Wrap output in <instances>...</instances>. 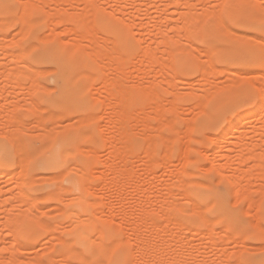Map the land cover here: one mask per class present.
<instances>
[{"label": "rangeland", "instance_id": "374dc122", "mask_svg": "<svg viewBox=\"0 0 264 264\" xmlns=\"http://www.w3.org/2000/svg\"><path fill=\"white\" fill-rule=\"evenodd\" d=\"M32 1L31 0H9V2H10L9 6L6 7V6L0 5V48H1L0 49V145L5 146V148L7 149V154H5L3 157H2V154H0V173L2 172L5 174V175H3L1 173L2 176L0 174V177H1L0 178V189H1L0 190V198H1L0 199V204H1L0 205V247L3 246L1 248V249H3L6 246L3 250L4 254H2V252H1L2 250L0 249V254H2V256L0 255L1 256L0 261L2 260L0 262V264H40V263L41 264H53V263L54 264H101V262H97L96 260L93 263H91L90 261L79 257L73 251L71 244L70 243L66 244V243H68L67 239H68V235H69V232L71 229V226H70L71 222H70L69 218L65 215V213H66L67 208L70 205L68 195H71V194H70V192H68L64 188H61V187L58 188L57 185L59 183H60V185H61V183L65 184L64 178L66 176H69V174L71 176H77L81 182L83 181L85 183V181L83 179H85L87 181L85 185H86V187H88V189H86L87 192H85V195L87 197V200H90V201H88L89 211L91 210L89 213L90 214L94 213V214H91V217H94L93 219L96 220V223H97L96 228L107 227L111 230V234L109 236L110 238L105 239L106 243H108V242L111 243V241L114 242L113 240L117 239L116 242H114L115 243L114 246H116L124 254V258L122 260L123 263H121V264H125V263L126 264H128V263L129 264H148V263L153 264L154 260H151V259L154 256H151L153 251L150 248H153V246L158 245L159 242L157 243V241L160 240L159 238H161V235H162L161 233H163L165 238L163 236L162 237L164 239H166V236H167V239L170 238V236H171V233H169L170 227L173 226V228H171L170 232H172L173 230L176 231V229H177L176 225L174 226V223H172L171 221L169 223V220H168V222H166V219L164 218L167 216V215H165V216L163 215L168 210V208H165V206L167 204L164 205L163 207H161V205H163L161 203L163 202L164 197H167L168 193L170 192L169 189L173 192H174V190L175 191L177 190L175 193L183 191V192H180V194L184 193V196L182 195L183 197H185L186 195H187V197L190 196L189 197L190 199H188L186 197V199H187V201H186V199H184L183 197L181 198L180 194L177 195L178 193L174 194L172 192L174 195H176L175 200H173V197H174V196H172L173 194H171L172 198H170L171 196L169 194V198L167 197V199L169 201L173 200V201L177 202V206H178V203L180 201H182V203H183L182 207H181V205H179L180 207H176V209H175L174 206H173V208L170 206L173 211H174V209H175V211L178 210V211L174 212L175 216L176 217L178 216L177 221L178 222L182 221L181 222L182 224L186 223L185 226L189 227V229L191 228L192 230L193 229L197 230V231L194 230L195 232L193 231L190 233V231L188 230L187 227H186L187 229H184L185 226L183 224L184 227L182 229H184V230L180 231L182 233H180L179 230L177 231L180 234V235L178 234L179 235V242L176 243V242H173L172 240L168 241V244H171L168 246H171L173 248V250L170 249L171 247L169 248L167 246V248L172 250V252L175 250L176 252L174 251L175 253L173 252V255H176V257L179 255L177 257L178 259L176 258L177 260H175L176 263H179L177 261L180 259L182 260V258H184V257L185 258L186 257H188V258L193 257V259H195V261H196L195 264L196 263L198 264V262L201 263L202 260H203L202 261L203 264H204V262H205V264H208V263L209 264H217V263L218 264H223V263L226 264L227 262L229 264H264V158L259 159L256 156V155L260 154L259 156L261 158L264 157V155H262L264 153V151H263L264 150V142H263L264 141V120L262 122H259L256 124L257 121L255 120V116L250 114L249 117L246 120H244L236 128V131H235L236 134L242 130V132L245 134V136H248L247 137L248 140L250 138L251 139L253 138V139H258V140H256L258 143L262 142L261 145L258 146V147L262 146L260 148V150L263 149L262 151H260L261 153L258 151L259 149H256L257 150L256 152H258L256 154L255 146H253V148H252L254 150H250V147H252V145L249 146V148H248L249 151L246 149L248 155H249V152L253 153V154L250 153L252 156L250 155V157H248V159L250 158L249 160L246 159V160L240 161L239 159H241V158H239V156H238V158H239L238 159L239 162H238V160L236 158L237 156L235 157V155H236L235 151L238 152L239 149L238 148H235L238 150L231 149L232 145H229L227 147H231L230 150L234 151V152L230 153L231 151L228 150L229 151L228 152L226 149H223V147L225 148V146L227 145L223 140L222 141L224 142L225 146L223 145L221 140L216 142V139H215L217 137L219 138L220 136H222V137L225 136L224 139L226 141H228L230 139L229 134L223 135L222 132H223V129L226 127V125L229 123V121H233L235 119L237 112L240 109H242L240 106V103H238V101H237L238 98H240V94H242V91L243 92L245 91L246 93H248V95H250V97H251L250 104H254L258 98L259 91H260L259 87L257 88L255 86H260L261 85L260 81L264 80V79L261 80L262 75L264 73L263 63L260 61L258 62L251 55H249L250 51L259 52V54L261 55V58H264V55H263L264 54V51H263L264 50V45H263L264 44V14L261 13L259 8H256L255 10H252L250 8L248 10V7L245 10L243 9L246 6L245 4L249 5V4L255 3L258 5L260 3V0H250V1L249 0H224L223 2L220 0H216V1L215 0H209V1L208 0H188V1L186 0L185 1L186 3L191 2L192 5H195V6H190L194 10V12L192 9H191L192 12H191V10L189 11V9H187V11L189 13L190 12L193 13V14L190 13L191 14L190 16H189V13H187V15L189 16V17L186 16L187 18L185 17V15H186L185 9L187 6H188L187 8H189L190 3L189 4L187 3V6H185V9L184 8L181 9L182 13H180V12L177 13V11H179L181 8L180 3H178V2L181 1V3H182L183 0H176V2L178 1L177 4H179L177 6V8L180 7L178 9H175L176 8L175 6L177 4L175 5L176 2L174 0H172V1H174V3L172 2L173 4L170 3V5L168 4L167 7H165L166 9L162 8V7H160V8L158 7V4H160L161 2H164V0L163 1H161V0H139L138 2H137V0L136 1L135 0H132V1L128 0L129 2L126 0H124V1L123 0H121V1L116 0L115 2H113L111 0H102V2L105 1L104 3H102L100 0L101 3H98V5L100 7L96 6L95 10L93 12L88 10V9H90V8H88V6H89L88 3H90V2H87V4H85V2L88 0H85V2H84L85 5L82 4L83 7H86V11L81 6V2H79V0H77L78 3L76 2V0H74L78 5H76V3L73 2V0H70V1L69 0H62V2H60L61 0H57V2H56V0H41V1L40 0H32ZM36 1H38V2H36ZM46 1H47V3H46ZM64 1H65V3H64ZM81 1L83 3L84 0H81ZM144 1H146L147 3ZM91 2H93V1H91ZM97 2H95L96 5H97ZM116 2H117V6H116ZM124 2L127 3L125 7H124V5H125ZM149 2H150V4H149ZM217 2H218V4H217ZM44 3H45V5H44ZM107 3L109 6L107 5ZM111 3H112V7H111ZM140 3L142 5L144 3V5L142 6ZM155 3H157V5ZM233 3L238 8H236ZM236 3L238 4V6ZM239 3H241V5ZM29 4H31V5H29ZM53 4H55V5H53ZM63 4H65V5H63ZM121 4H123V5H121ZM129 4H130V6H129ZM148 4H149V7L146 6ZM182 4H181V6L183 7L184 4L183 5ZM215 4H217V6L219 5L218 6L219 9L215 8V7H217V6H214ZM21 5H23L24 7ZM28 5L30 8H28ZM57 5H59V6H57ZM86 5H88V6H86ZM206 5H208L207 9L210 8L212 13L217 11V10H220L219 11L220 13L218 11L217 12L220 14L221 17L219 16V14L217 12L214 13L215 15L209 14V12L211 13V11L206 10V8H205ZM227 5L229 7L234 5L235 10L231 11L232 8L230 7L231 8V10H230V8H228ZM239 5L242 7V9H241V7H239ZM43 6L45 8H42ZM74 6H75V8H78V9L73 8ZM101 6H102V9H101ZM144 6H146L147 8H145ZM220 6H222V7L220 8ZM62 7H63V9H62ZM142 7H143V9H141ZM200 7H201V9H200ZM225 7L228 8V10H227L228 12L226 10H223V8L226 9ZM60 8L62 9V12H61ZM103 8H104V10H103ZM202 8H203V10H202ZM213 8H214V11H213ZM24 9L29 10V12L26 10L27 13H29L28 14L29 17L26 16L27 18L32 19L31 21H33V18H35V21L32 23V25H31V21L29 24V27L31 25V27L33 26L35 29L33 27L32 28L28 27V28L24 29V26L26 27V25H23L24 23L22 24L23 26L20 25V23H22L23 20L18 19L17 17H20L22 12H24V13H22V15L23 14L26 15L25 11L21 12V10H24ZM48 9H50V12H46V11H49ZM96 9L97 10L99 9V10L97 11ZM122 9H126V10H122ZM183 9L185 10L184 12H183ZM199 9L201 10V15L203 17H201V15L199 13L200 12ZM236 9L239 10V11H237L239 14L237 12H235ZM44 10H46V11H44ZM53 10H55V11L53 12ZM65 10H67V11H65ZM79 10L81 12L85 11L89 15H87L86 13H85L86 14L85 15V14H83L84 13L83 12L82 13L83 17H82ZM119 10H121V11H119ZM127 10H129V11H127ZM198 10H199V12H198ZM229 10L232 12V14L235 12L237 15L234 14V18H232L233 15L231 14V12H229ZM243 10L246 12H244ZM56 11L58 12V14L56 13ZM72 11L79 12L78 15H77V13H74V14L76 16H80V17L74 16V14L71 13ZM95 11H97L98 13L100 12L99 15H101V17H105L109 20H112L118 26L122 27L125 30V32L127 33V36L132 41L134 48L124 49L123 46L120 47V42H117L116 39H115L116 41H113L114 40L113 36L107 32L105 33V30H103L101 27H99L100 25L98 26V24L95 23V22H98V19H99L98 18L99 15H97V12L95 13ZM122 11H124V12L121 13ZM126 11L128 12L127 14H130V15L127 16V14L125 13ZM195 11L199 15H197V13ZM223 11L225 12L224 14L222 13ZM241 11L245 14H242ZM66 12L68 13V15L67 14L65 15ZM110 12H112L113 14L115 13V15H112V13L110 14ZM175 12L177 14H174ZM206 12H208V13H206ZM61 13L64 15L62 17V20H64L63 19L64 17L66 18L65 20H67V18H68V21L64 20L65 23L61 20L62 24L58 23L60 21V19H59V21H57V20H55L56 18L53 19L51 17V16L57 17V15L62 16ZM124 13L127 16V18H126L127 20H125L126 23L123 22L124 21L123 20ZM179 13H180V15H183L184 18L186 19L184 21L187 22L188 27L185 26L186 22H184L185 27H183V21H180V20H183L184 18L180 19ZM229 13H230V16H228ZM119 14H121V16H119ZM207 14L209 16H207ZM216 14L218 16H216ZM73 16L76 18L75 20L72 19ZM116 16H117V18H120V20L116 19ZM191 16L192 17L195 16L194 18H197L195 20V22L200 18L198 21L203 22V24L201 22H199V25H198V23L196 22L198 25V27H197L196 24H193L194 22L193 23L190 22V21L194 20V18L192 19ZM91 17H92V20H91ZM109 17H111V19ZM163 17L164 18L166 17L169 20L164 19L162 21L161 19H163ZM204 17H206V18H204ZM14 18H15V20H13ZM95 18H96V21H95ZM149 18H153L156 20H153V19L149 20ZM170 18H171V20H170ZM189 18H191L192 20L190 19V21H189ZM121 19H122V21H121ZM19 20L20 21L22 20V21L19 23ZM24 20H25V17H24ZM52 20H55L56 22L52 21ZM209 20H210V22L208 24ZM212 20L214 23L212 22ZM26 21L29 22L27 19H26ZM69 21H71V23ZM73 21H75V22L79 21L78 22L79 25H81L80 24L81 21H82V23H85L86 25H90V26H92L94 24L92 27H94V28L97 27L95 29L96 32L90 26H89L90 28L87 26L90 30H93V32L90 31L91 34L88 31L89 32L88 34L90 36L95 35L94 37L99 42L94 40V43L97 42L96 44H94V43H92L93 38L90 39L91 37L90 38L85 37V36L89 37V35H87L85 33V32H87L85 29L86 27H83L85 24L81 25V27H80L77 23L75 24V22H74V24H72ZM89 21H90V23H89ZM176 21H179V22H176ZM188 21L191 24L188 23ZM211 22L213 23L212 25H214L215 27L217 25L218 28H215L214 26H210ZM217 22H219V23H217ZM128 23H129V25H128ZM150 23H152V25H150ZM159 23H161L163 29H164V27L166 28V29H164L165 31L163 32V34L165 35L164 38L167 36L168 37L165 38V40H168L171 38L170 41L163 40L164 42L163 41L162 42L164 43V45H163V43H162V45H161V43L158 44V42L160 40V38L158 40L159 36H156L157 38L154 37V35H156L155 32H157V25ZM25 24H26V22H25ZM56 24H57V26H55ZM70 24L74 25L75 27L70 26ZM95 24H97V25H95ZM58 25H59V27H58ZM77 25L79 28H76ZM164 25H166V26H164ZM223 25H226L228 28L226 26H223ZM52 26H55V28ZM169 26H170L171 31H170V29H168ZM195 26L197 28H199V30H201V31H199L196 28V32H195L194 31ZM219 26H221V27H219ZM10 27H11V29H10ZM189 27H191V28H189ZM66 28L68 31L66 30ZM72 28H74L75 31H73ZM81 28L84 31L81 32ZM141 28L144 30V32ZM185 28H186V32L188 34L185 32ZM206 28H207V31H206ZM211 28L213 30L212 33H211ZM222 28H225V31ZM30 29H31V31H30ZM63 29H65L66 31ZM173 29L175 31H173ZM179 29H180V34H177V33H179ZM61 30L63 31V33ZM177 30H178V32H176ZM222 30L224 33H222ZM250 30H251V32H250ZM49 31H52L51 34L49 33ZM56 31H61L60 32L61 34L59 32H58L59 34L56 33ZM227 31H230V32H227ZM31 32H32V34H31ZM213 32H214V35H213ZM77 33H78V35H77ZM84 33L86 35H84ZM219 33H221V35H217ZM229 33H230V35H229ZM244 33L246 35H244ZM82 34L84 35V37L86 39L83 37ZM241 34H243L244 37ZM35 35H38V38L40 40H42L41 41L42 46L40 45V43H39L40 40L37 39V36H36V39L38 40V43H37V41H34L35 38H33V36L35 37ZM45 37H47V38L50 37V38L47 40V38H45ZM74 37L75 38L77 37V40L74 39ZM224 37H225V39H224ZM43 38L46 40L43 41ZM79 38H80V40H79ZM109 38H112V39H109ZM152 38L155 41L156 40H158V41L155 43V41ZM172 38H174V39L172 40ZM253 38H256V40ZM72 39H74V41ZM104 39H105V41H104ZM106 39H108L107 42H106ZM139 39H141V40H139ZM175 39H177V40H175ZM243 39H245V40H243ZM248 39H250V40H248ZM59 40H62L65 42H60ZM90 40H92V41L90 42ZM71 41L73 43H71ZM79 41H80V44H79ZM231 41H233V42H231ZM35 42L38 44L37 47L35 46V44H36ZM45 42L47 44H45ZM74 42H75V44H74ZM169 42H171V44H169ZM179 42H180V44H179ZM54 44L55 45L57 44L56 47H58L61 50H65V52L68 53V57L65 58V64H69V62H72V63L76 62L74 60H78V61H82V62L87 61V60H90V61L92 60V62L95 61L93 63L91 62V64L96 65V66L92 65V67H94V69L92 68L93 70L92 69L87 70L85 68L82 69V67L80 65V69L78 68V74H76L75 80H74L76 85L78 84L81 86V89L83 91V95H85V97H87V100L89 102V107H87V109H85L84 111H82V110L77 111L76 109H74L72 107H69V106H66V105H63V104H60V103H57L54 101L57 99V91H56V87H55V81L52 78V76L56 72V67L52 63H47V62L36 60V56L40 52H42L45 49H48L49 46H50V48H51V46L55 47ZM81 44L82 45L84 44V45L82 46ZM88 44H90V46H88ZM105 44H107V46ZM147 44H149V45H147ZM109 45H112L111 48H113V49H110ZM178 45H180V47L176 48V47H178ZM167 47H169V48H167ZM144 48H147L146 50H148V49L151 50V51H148V52H150V54L152 53L151 57H149V60H148V57H143L144 55L146 56V53H144L143 56L140 55V53L142 51L143 52L146 51V50H142ZM111 50L113 52L109 56L108 53L111 52ZM5 51L8 53L5 54L6 53ZM76 51L78 52V55H76V53H77ZM85 51L87 52V54ZM160 51H162V52H160ZM13 52H16L15 55H17V54L19 55L20 52H22V54H24V55H22L20 53L21 55L19 57H17L18 55L16 56L18 58L17 59V58H15V55L10 56V53L13 54ZM153 52H154V54H153ZM156 52H157V54H156ZM180 52H182V53H180ZM90 53L91 54L93 53V54L91 55ZM97 54L100 56L99 57L100 59H97V60H94L93 58L88 59L91 56L93 57V55H95L97 58ZM150 54H147V55L149 56ZM183 54L185 56H183ZM84 55H87V58H84ZM95 56H94V58H95ZM111 56H115V57L121 56L122 59L120 58V60H119L121 63L117 64V63L111 61L110 59L113 58ZM116 58L119 59V57H116ZM150 58L152 59V61L150 60ZM145 59H146V61H143ZM114 61H116V60H114ZM139 61H141V62H139ZM147 61H149V63ZM154 62H155V64H154ZM142 63H143V65H142ZM84 64H85V62H84ZM199 65L201 66L202 70L203 69H205V71L207 70L206 72L203 70L202 73L204 72V74L201 73L202 75L200 74L201 68ZM118 67H120V68H118ZM44 68H46V69H44ZM49 69H51V70H49ZM117 70L118 71L122 70L123 72L121 71V73L119 74L117 72ZM163 70H164V72H162ZM101 73H102V75H101ZM122 73H124V75ZM205 73H208V74L205 76ZM98 74L100 75V77ZM117 74H119L120 76L123 75L120 78L121 79L120 86L122 84L123 85L127 84L130 86L129 90L131 91L130 92L131 94L130 93L129 94H130L131 98L128 99V101H127L128 97L125 98L126 102H129V100H130V102H129L130 105L129 104L127 105L128 109L130 110V108H131V111L132 110L135 111V112L132 111V112H134L133 114L130 111V117H132V116L138 117V115L140 114V113H138V111H139V109L141 110V108L143 107L144 111L143 110L142 111L147 112V113L143 114L141 111V113L143 115L141 114L139 116H143V118L140 119V121L141 120L143 121V119H144L145 122L148 121L149 124H151V126H152L151 130L148 129L149 127H147L148 130L146 131V129H145L146 126L144 127V125L148 122L144 123V125H143V122H141L142 124H138V123H140V121H138L139 118L134 119L132 117L133 120H130L131 118L129 119L130 124H128V125L130 127L129 126L128 127L130 128L129 129L130 134L132 133L131 138L133 137L132 139L134 141L129 142L130 144H128V145H132L131 148H132L133 152H132V154H129V156H127V158H128L127 160L129 162L125 163V167L123 166L124 164H123L122 160L117 161L119 158L115 157L116 159H114L111 157V156H113V157L115 156L114 153L118 154L117 150L115 151V149L120 145V142L118 140V134H117L118 130H116V129H118V128H116L118 126L114 125V123L112 122L113 119L111 120V118L114 117L113 115L115 114V112L117 110V106H119V105H117L116 102H117V99H119L117 97L120 96L119 95L120 93L117 94V91L115 89L116 87L114 86V84L110 85V82H113L111 79H113L114 76H115V78H117V76H119ZM175 76H177V77H175ZM102 79L107 80V82L109 84L107 86H104L105 84H104V81ZM233 79H235L233 81L235 83L237 82V80L240 82V83H238L239 85H241V87L238 86L239 88H241L240 90L238 89V87L235 88L236 84H235V86H233L234 85L233 83H232L233 85L231 84V82H232L231 80H233ZM239 79H242V80H239ZM115 80H117V79H115ZM116 82H119V81H116ZM221 84H223V85H221ZM224 84L226 86L225 88H224ZM228 84L229 85L231 84L229 86L230 88L227 86ZM263 84L264 83H262V85ZM53 85L55 88L53 87ZM127 85H126V89H127ZM139 86L141 88L143 86L145 87L143 92H142V89L139 88ZM217 86H221V87H223V89L220 87L221 88V90H220ZM52 87H53V89H52ZM117 87H118V85H117ZM231 87H234L235 89L233 88V90H231ZM227 89L229 90L228 93L231 92V95H229L230 97H227V98H230L229 101L226 99V96L228 94ZM31 90H32V92H31ZM109 90H112L111 91L112 93H110ZM117 90H119V89H117ZM129 90H127V91H129ZM214 90H216L218 92V94H216L217 92L214 93ZM145 91L149 95H147L145 93ZM14 92H15V94H14ZM209 92H210V95L212 93L211 96L210 95L208 96ZM225 92H226V96H225ZM232 95H233V97L231 98ZM149 96H151L152 98L151 97L149 98ZM17 97H19V98H17ZM207 97H210V98H207ZM223 97H225V98H223ZM146 98H148V99L146 100ZM24 100H25V102H24ZM233 100L237 101L238 104L236 102H234ZM246 100L247 99H245L243 101H246ZM9 101L12 102L11 103L12 105L10 104ZM171 101H173V102H171ZM124 102H125V100H124ZM126 102L124 104H126ZM147 102L149 103L148 105H147ZM226 102L229 105L226 106ZM230 102L233 103L234 107L232 106V104ZM25 103L27 105H25ZM145 104L148 107L149 106L153 107V108H151L153 110H151L150 107L148 108ZM208 104H209L210 109L208 107ZM160 109H162V110L160 111ZM223 109H227V110L225 111ZM201 110H204L205 112L201 111ZM52 112H54L53 115L56 112L57 113L54 116H52ZM60 112H62V113H60ZM82 112H84V114H86V115H89L91 113L88 116V118L91 115L93 117L90 118L91 120H88L85 117L87 119V122H83L84 117H82V123L81 122H80V124L78 123L79 126H78V124L74 125L73 122L77 123V120L73 121V119H75L76 116H78V117L79 116L81 117V115L83 116L84 114ZM38 113H40L41 115H38ZM155 113H157L158 116H154V115H157ZM57 114H60L61 116L59 115V116L55 117ZM66 116H67V118H66ZM171 116L174 117V119ZM115 117H116V115H115ZM144 117L147 119H145ZM160 117H162L165 120L161 119ZM86 119H85V121H86ZM58 120H59V122L56 123L55 121H58ZM70 120H72L73 122L71 121L72 123L71 122L68 123V121H70ZM19 121H21V123H19ZM133 121H137V123H135V122L133 123ZM62 123L65 124L64 126H60L63 131L61 130V128H59V124L63 125ZM17 124L20 127H21V125H22V127L24 126L25 129H27V127L32 125V126H30L31 130H29V129L25 130V129H23L24 127L21 129ZM25 124L28 126H26ZM149 124H146V125L149 126ZM67 125H69V126L67 127ZM256 126H259L260 128L262 127V129H260ZM79 127H81V129ZM253 127H256V129L258 128L259 131L255 130ZM16 128H17V130H16ZM143 128L145 130L144 134H142ZM13 129L16 133H14ZM40 129H41V131H40ZM134 129H136V130H134ZM52 132H54V134L53 135L51 134L52 136L51 135L49 136V134ZM71 133H73V134L79 133V134H81V136H86V138H83L81 141H79L77 143V145L79 144L78 146H80V147L76 146L77 151L74 154H70L69 156L66 157L65 166L63 167L64 169L66 168V170H63V168H61V169L56 170V171L48 170V171H45L43 173L36 172V170L34 168V162L36 160L38 152L35 151V146H37L38 144H41L47 140H50V141L55 140L63 134L67 135V134H71ZM13 134H15L14 136H16V134H18L17 136L21 138V140L23 141L24 144H22V143H20V144L24 145V150L26 152L24 151V153H23V150L21 149L20 146H19L20 148H18L16 146L12 145L13 143L10 142V140H12L10 137H14ZM5 137H9V140ZM260 140H262V141H260ZM3 141L6 144L3 145ZM149 141L150 142L154 141L153 142L154 143L153 144V147H154L153 152H155V153L154 154L152 153L154 158L153 157H151V158H153V159L156 158V160H160L161 162L157 161L158 163L154 162L156 164H154V163L152 164V163H150L151 159H149V157H150L149 154H147V153L144 154L143 151L147 150V149H145V147L149 146L148 145ZM15 142H19V141L17 140ZM15 142H14V144H15ZM169 142H171V143L169 144ZM145 143H147V144H145ZM168 144L171 147V150L168 149L169 148L167 146ZM16 145H19V144H16ZM27 145L29 147H27ZM12 146H13V148H12ZM165 146H167V147H165ZM14 147L19 149L20 152L22 150V152L20 153L19 150L17 151V149H16V151L19 152L20 154L18 155V153L15 152V154H17V155H15L14 154V151H15ZM150 147H151V149H148L146 152H148L150 150L152 152V146H150ZM219 147H221V148H219ZM258 147H256V148H258ZM164 149H168L171 152H169L168 150L165 151ZM246 150H244V151H246ZM163 151L165 152L164 155L165 154L167 155L166 152H169L167 157H169L170 159H167V157L163 156ZM185 151H186V153H185ZM244 151L241 153H243L242 154L243 156H246L247 154ZM142 152H143V154H141ZM81 153L83 156H81ZM130 153H131V151H130ZM184 153H185V155H184ZM238 153L240 154V152H238ZM160 154L163 157H161ZM229 154H230V156H229ZM232 154L233 155L235 154L234 155L235 159H232L233 158ZM20 155L22 157L27 155V157H24L25 158V163L23 165L24 167H21L23 162L18 161V160H21V158H22V157H20ZM183 155H184V158H183ZM216 155H219L220 157L216 156ZM221 155H223V156H221ZM254 155H255V160L252 158V157H254ZM213 156H215V157H213ZM243 156H242V158H243ZM18 157H20V158H18ZM145 157H147V158H145ZM164 157L166 159H164ZM218 157L219 158L222 157V158L218 159ZM223 157H225V158H223ZM24 158H23V161H24ZM78 159L79 160L81 159V160L79 161ZM163 159L165 160V163H164ZM168 161H170V163ZM183 161H185V162H183ZM182 162H183V164H182ZM218 162L220 163L219 164L220 170H221V166L224 168V169L222 168V170H223L222 172L219 169H217L218 167H215L218 165ZM72 163H74L75 166L77 165V167L79 165V167H80L79 173L80 174L78 173V170H77V172H75L74 169L73 170L70 169L73 167V166L71 167V165H70ZM149 163H150V165L152 164L151 166L154 168V170L152 169L151 166H149ZM126 164H127V167L129 166L128 169H126L127 168ZM215 164H217V165H215ZM82 165H85V166L82 167ZM119 165L122 166V168L119 167V170L116 171V169ZM68 166H70V167H68ZM150 167H151V169H150ZM67 169H70V171ZM149 169L153 170V171H150ZM62 170L65 172L61 173ZM121 170H123V171H121ZM126 170H128V173H126L127 172ZM10 171H12V172H10ZM58 171H60V173L62 174L61 177H59L60 179L56 177V178H48L50 180H47V176L48 175L50 176V173H51V175L54 173V176H60ZM81 171L85 172L83 174H85L86 178L84 176L81 177ZM234 171L238 172L240 174V177H241V175H243V176L241 178L239 176H237V178L239 177L237 179L236 177H234L236 174ZM242 171L244 173H242ZM152 172H154V173H152ZM56 173L59 175H55ZM233 173H235V174L233 175ZM238 173H237V175H239ZM27 174L30 175L31 179H30V177L27 176ZM36 174H37L38 178L42 175L44 176L45 174L46 175L48 174V175L47 176L45 175L46 179H44V180L42 179L41 181L38 179V181H36V177H35ZM39 174H40V176H39ZM117 174H120L123 179H125V177H123L124 174L126 175V177L127 176L129 178L131 177V179L127 178V181L130 183H127L125 180L122 181L121 176L117 175ZM227 174H229L230 176ZM136 175H137V177H139V176L140 177L139 178L134 177L133 178L134 181H133L132 177L136 176ZM177 175L182 177V179L185 180L186 182H189L190 180L191 181L189 183H186L184 181L186 183L185 184L186 186L184 187V184H183L184 182L181 180L180 183L183 185V186H181L179 184V182H176V181H179V179H180L179 176H178L179 179L177 178ZM117 176L120 177L119 181L115 180ZM15 177L16 178L20 177L19 181L16 179L19 183L18 187H16L18 184H16L17 181H15ZM28 178L31 180V181L29 180L30 182L28 181L30 184H26V182H27L26 180H28ZM32 178H34L35 180ZM12 179H14V180H12ZM230 179H232V180L230 181ZM197 180L200 182H198ZM236 180H239V183ZM120 181H121V184H119ZM233 181H235L234 182L235 184L232 183ZM83 182H82V184H83ZM131 183L132 184L134 183L135 185L132 186ZM167 183L168 184L171 183L174 185L169 186ZM203 183H205L206 185H204ZM236 183L239 184V186L242 185L241 191H240V189L238 190V188H240V187H237ZM145 184H147V185H145ZM14 185L18 189H16L14 187ZM56 186H57V189H55ZM120 186H121V188H120ZM136 186H137V189L135 190ZM25 187H27V188L25 189ZM138 187H139V189H138ZM163 187H166L168 190L163 188ZM181 187L182 188L184 187L187 190V192H189V193H186V195H185L186 190L185 189L182 190ZM28 188H30L32 191L28 190ZM233 188H234V190H233ZM143 189H145V190H143ZM164 189H165V191H164ZM3 190H4V192H3ZM18 190H20L19 192H22V194L20 193L19 197L17 195V194H19ZM48 190H50L51 192H53V190H54V192L52 193L54 196L51 197L52 194L48 195L47 194ZM147 190H148V192H147ZM55 191L57 193H60V194H58L56 196L57 193ZM144 192H146V193H144ZM166 192H168V193H166ZM165 193H166V196H165ZM41 194L44 196H42ZM62 194H63V196H62ZM87 194H89V195H87ZM262 194H263V196H262ZM122 195H124V196H122ZM144 195L147 197H144ZM15 196L19 199L21 198V201H23V202H21L20 200H17V201H20V203H19L20 206L18 205V203H17V206H12L14 203L17 202L16 200H14ZM28 196L31 198L30 199L31 201L29 200ZM58 196H60V197H58ZM66 196H68V198ZM179 196L181 199L179 198ZM2 197H4V198H2ZM62 197H63V199L66 200V198H67L68 200L62 201L63 200V199H61ZM134 197H136V198H134ZM205 197H207V198H205ZM5 198L9 199V200H5ZM59 198L61 199V201L59 200ZM137 198L142 199V201L145 199L144 202H146V203H144V205H147L148 201H146V200L150 199L149 205H147V207H146L148 209L149 207H151L150 205H152V207L150 209H148V212L150 211L149 213H147V210L144 207L143 208L146 212H143L144 211L143 209H142L143 210L142 211L141 209L138 208V206L136 205V203L138 201ZM176 198H177V200H176ZM10 199H11L12 204L10 203ZM121 199H122V201H121ZM123 199H124V201H123ZM161 199H162V201H161ZM235 199H236V203L234 202ZM27 200H29V201H27ZM53 200H56V201H53ZM178 200H179V202H178ZM190 200H191V202H190ZM26 201H27V205L25 203ZM160 201H161V203H160ZM167 201L165 203H168V205H172L175 203V202H171V201H170L171 202L170 203L169 201L168 202ZM188 201L190 204H187ZM134 202H135V204H134ZM158 202L160 203V207L163 208L161 211H160V209H161L160 207H159L160 209L157 210V207L159 206ZM91 203L94 205H91ZM185 203L188 205V206L186 205L187 210L185 209V207H186ZM55 204H56V207L61 206L62 208L60 207V209H59L58 207L57 208L54 207ZM140 204L142 205V203H140ZM140 204H139V206H140ZM208 204H209V206H207ZM27 206H29V208H30L29 210L27 209L28 208ZM135 206H136V208H135ZM194 206L196 209H198L197 206H200V208H199L200 211H197V212L193 211ZM15 207H17V208L15 209ZM31 207H32V210H31ZM36 207H37V209H36ZM7 208H8V210H6ZM55 208H56V210H55ZM63 208H64V210H63ZM153 208L155 209V211L152 210L153 211L152 212L151 209H153ZM181 208H182V210H181ZM202 208L204 209L203 214L201 213ZM21 209H23V210H21ZM58 209L61 211L60 212L57 211ZM132 209H133V211H132ZM165 209H166V211H163ZM19 210H21L22 213ZM41 210H44V211H41ZM62 210H63V212H62ZM128 210H129V212H128ZM136 211H138L140 213H138ZM169 211H170V209L168 210V212ZM15 212H17V213H15ZM30 212H32V216H30L31 215ZM160 212H162V213L160 214ZM183 212L185 213L186 218L184 217ZM188 212H189V214H188ZM7 213H9V214H7ZM142 213H144V215ZM152 213H154V214H152ZM15 214L19 215V216H16ZM139 214H140V216L138 217ZM141 214H142V216H141ZM95 215H96V217L98 216V218H96ZM135 216H137L139 220L135 219ZM148 216H149V218H148ZM150 216L152 217L151 219H153V220H149ZM204 216H206V218L208 217V219H210V220L203 219V218H205ZM215 216H216V218L214 219ZM20 217H22V218H20ZM142 217L145 218L146 220L143 219ZM101 218H103L104 220ZM123 218H125V219L127 218L126 221ZM130 218H131V220L128 221ZM20 219H24L25 222H22L23 220H20ZM163 219H165V220H163ZM212 219H213V221H212ZM15 220H17V221H15ZM108 220H109V222H107ZM44 221H45V223H44ZM54 221H56V223ZM67 221H69L70 223H68ZM127 221H128V223H127ZM140 221H142V222H140ZM152 221L154 222V225L152 224L154 227L157 224L164 223V221L166 223H169L166 226H170V227L168 228L166 226H163V228L165 227V231H166V228L168 229V231L163 232V230H160V231H162L160 233H159V229H163V228H159L158 230L156 229L158 231V233H157L156 230L154 231L155 228L153 226L151 227V224L150 225L147 224V223H151ZM205 221L208 224L205 223ZM131 222H133V223L131 224ZM46 223H47V225H46ZM49 223L50 224L54 223L56 226L59 223H61V225L59 224L60 226L59 225L57 226L58 228L61 227L60 232H57L56 230H58V228L56 229V227H52V225H50ZM134 223H138L137 226L142 224L141 227H144V228H141L140 226H139L140 227L139 228ZM155 223H157V224H155ZM166 223H164V225ZM209 223H211L210 224L211 228H210ZM48 224L50 225V228L52 230H50V228L48 227ZM206 225H207V227L209 225L210 232H209L208 228L206 227ZM65 226H67V227L65 228ZM129 226L130 227L132 226V227L130 228ZM133 226H135V227H133ZM146 226H147V228H146ZM158 226H160V225H157L156 227H158ZM20 227L25 232H22L21 231L22 229L19 231ZM113 227H115V228H113ZM136 227L139 228V230H137ZM148 227L152 228V229L150 230ZM123 228H125V229L123 230ZM134 228H136V230ZM212 228H213V232L215 230V231H217V233L218 232L219 233L216 234V232H214L215 234L214 233L211 234ZM132 229H134V230H132ZM51 231H53V232H51ZM202 231H204L203 232L204 235H202L204 237L200 238L199 236H201L200 233L202 234ZM206 231L209 232V234H207ZM224 231H225L226 236L227 235L232 236V237H229L231 241L226 236H225V238H227L226 241L224 240L225 241L224 242L222 240V238L220 237V234L223 233ZM55 232L59 236H57V234ZM96 232H98V231H95L92 234H96ZM205 232L207 235H209L211 237H208L207 235L206 236L208 238H212V240L214 241L211 244H209V246L206 245V243L208 244L212 240L211 239L209 240L205 236ZM23 233H24V236L22 235ZM133 233L134 234L136 233V234L134 235ZM137 233H139V234H137ZM225 234H222V235H225ZM159 235H160V237H159ZM218 235H219V237H218ZM22 236H23V238H20ZM50 236L53 237L54 241H52V238H51V240L48 239V238H50ZM55 236L57 237L56 239H60V240L54 239ZM113 236H115L116 238ZM139 236L142 239H144L143 237L145 236L146 242H143L144 244L142 243V241H144V240L140 239V240H142V241H140L138 238ZM133 237L135 239L138 238L139 242H138V240H135V241H137L139 244L137 242L135 243ZM176 237H175L174 241H178V239L176 240ZM197 237H198V239H197ZM44 238L47 240L46 242L44 241ZM64 238H66V239H64ZM148 238H152V239L149 240ZM157 238H158V240H157ZM223 238H224V236H223ZM232 238L235 240H233ZM153 239L156 241H154ZM199 239H202L201 242L199 241ZM206 239H208V241L205 242L204 240H206ZM147 240H148V243H151L150 244L151 247L148 246ZM151 240H153V241H151ZM187 240H188V242H187ZM8 241L11 243L13 241H16V244H14V242L12 245L6 244V242L9 243ZM198 241L200 242V244ZM170 242H173L174 245ZM17 243H19V245L22 246L23 248L21 249V247ZM122 243L124 244V246ZM214 243H216L214 247L216 248V250L218 249L219 251L215 250V252H214L215 248L212 246V244H214ZM153 244H155V245H153ZM175 244H177V245H175ZM10 245L12 246V248L14 247L13 245H16L17 247L19 246V248H18L19 252H17L18 250H16L17 249L16 246H15V248H13L14 249L13 250ZM138 245H141V247H143L144 245H147V246H144V248H146V249L143 248V251H141L142 248L139 246L141 248L140 249L138 247ZM9 246H10V248H7ZM202 246H204L205 248ZM136 247L140 251H138V249ZM210 247H213L214 249L212 250ZM221 247H223V249ZM148 248H149V250H148ZM234 248H235V250H233ZM11 249H12V251H10ZM20 249L22 251H20ZM153 249L156 250L155 247ZM179 249L180 250L182 249L181 252ZM224 249H225V251H223ZM255 249H257V250H255ZM5 250H8L9 253L6 252ZM132 250H134V251L131 252ZM170 250H169V253L171 252ZM238 250H239V252H238ZM189 251H191V252L189 253ZM197 251H198V253H197ZM212 251H213V253H212ZM142 252H143V254H142ZM167 252H165V254ZM224 252L226 254L228 252L227 256L224 254ZM17 253H18V256L16 255L17 256L16 257L14 254H17ZM139 253L141 256L139 255ZM144 253H145V255H144ZM238 253H239V255H237V257H236L235 254H238ZM5 254H6V256H5ZM134 254H136V255H134ZM188 254H190L191 256H188ZM9 255L11 256V258ZM21 255H23V256H21ZM149 255L151 256V258ZM223 255H225L226 257H223ZM14 256L17 258V260H16V258H15V260L13 259ZM167 256L164 255L165 258H167ZM35 257H36L37 261H36ZM197 258H198V261H197ZM133 259H135V260H133ZM189 259H191V258H189ZM237 259H238L239 263L237 262ZM33 260H35V261H33ZM111 260H112V258H106V262L105 263L102 262V264H109V263L112 264ZM192 260H189V261H192ZM12 262H14V263H12ZM155 262H157V261H155ZM155 262H154V264H157Z\"/></svg>", "mask_w": 264, "mask_h": 264}, {"label": "bare ground", "instance_id": "6f19581e", "mask_svg": "<svg viewBox=\"0 0 264 264\" xmlns=\"http://www.w3.org/2000/svg\"><path fill=\"white\" fill-rule=\"evenodd\" d=\"M31 1H32V0H31ZM40 1H41V0H40ZM69 1H70V0H69ZM91 1H93V2H91ZM97 1H98V2H97ZM111 1L115 2L116 0H111ZM111 1H110V2H111ZM119 1H121V0H119ZM123 1H124V0H123ZM126 1H128V0H126ZM131 1H132V0H131ZM135 1H136V0H135ZM138 1H139V0H137V2H138ZM161 1H163V0H161ZM174 1L176 2V0H174ZM174 1H172V0H164V2H161L160 4H158V7H159V8H160V7L165 8V7H167L168 4H169V5H170V3L173 4ZM185 1H186V0H183L184 3L182 2L184 5L181 3V1H180V2L177 1V2L180 3V7H181V8L178 7V8H180V10H181L182 8L185 9V6H187V3H188V4L190 3L189 8H187V7H188V6H187L186 9H185L186 11L183 9V12H184V11L186 12V13H185L186 15L183 13V14L185 15V17H186V16H188L187 13H189V12L187 11V9H189V11H190V10L192 9L190 6H195V5H192L191 2H187V3H186ZM187 1H188V0H187ZM208 1H209V0H208ZM215 1H216V0H215ZM220 1L223 2L224 0H220ZM220 1H219V2H220ZM249 1H250V0H249ZM249 1H248V2H249ZM21 2H22V1H21ZM32 2H33V1H32ZM36 2H38V1H36ZM56 2H57V0H56ZM60 2H62V0H61ZM73 2H75V1L73 0ZM73 2H72V3H73ZM76 2H77V0H76ZM76 2H75V3H76ZM79 2H81V6H82V7H83V5L87 4V2H90V3H88L89 6H88V5H86V6H88V8H90V9H88L89 11L93 12V11L95 10V7H96V6L100 7V6L98 5V3H101L102 0H101V2H100V0H90V1L88 0V1H86V2H85V0H84L83 3H82L81 0H79ZM84 2H85V4H84ZM95 2H97V5H96ZM104 2H105V1H103L102 3H104ZM107 2H108V1H107ZM128 2H129V1H128ZM144 2H146V1H144ZM155 2H156V1H155ZM172 2H173V3H172ZM177 2L175 3V5L177 4ZM198 2H199V1H198ZM235 2H236V1H235ZM9 3H10L9 0H0V5H2V6H6V7H7V6H9ZM27 3H28V2H27ZM46 3H47V1H46ZM64 3H65V1H64ZM67 3H68V2H67ZM77 3H78V2H77ZM77 3H76V5H78ZM119 3H120V2H119ZM124 3H125V2H124ZM124 3H123V4H124ZM133 3H134V2H133ZM146 3H147V2H146ZM157 3H158V2H157ZM157 3H155V4L157 5ZM34 4H35V3H34ZM58 4H59V3H58ZM82 4H83V5H82ZM114 4H115V3H114ZM123 4H121V5H123ZM126 4H127V3H125L124 7L126 6ZM131 4H132V3H131ZM137 4H138V3H137ZM140 4H141V3H140ZM149 4H150V2H149ZM149 4L146 5V6L149 7ZM152 4H153V3H152ZM152 4H151V5H152ZM181 4L183 5V7L181 6ZM205 4H206V3H205ZM207 4H208V3H207ZM217 4H218V2H217ZM217 4H215L214 6H217ZM219 4H220V3H219ZM222 4H223V3H222ZM233 4H234V3H233ZM236 4H237V3H236ZM239 4L241 5V3H239ZM252 4H253V3H252ZM254 4H255V3H254ZM26 5H27V4H26ZM29 5H31V4H29ZM29 5H28V8H30ZM44 5H45V3H44ZM53 5H55V4H53ZM61 5H62V4H61ZM63 5H65V4H63ZM69 5H70V4H69ZM69 5H68V6H69ZM100 5H101V4H100ZM107 5H108V3H107ZM107 5H106V6H107ZM133 5H134V4H133ZM141 5H142V4H141ZM143 5H144V3H143ZM143 5H142V6H143ZM156 5H155V6H156ZM159 5H160V6H159ZM178 5H179V4H177V5L175 6L176 8H175V7H174V8H175V9H178V8H177ZM201 5H202V4H201ZM228 5H229V4H228ZM228 5H227L228 8H230V7L232 8V10H231V8H230L231 11L235 10V7H236L235 4H234L235 7H234V5L229 7ZM240 5H239V7H241ZM245 5H246L245 8H243L244 10L247 8V4H245ZM21 6H23V5H21ZM57 6H59V5H57ZM104 6H105V5H104ZM108 6H109V5H108ZM113 6H114V5H113ZM116 6H117V2H116ZM129 6H130V4H129ZM134 6H135V5H134ZM146 6H144V7L147 8ZM152 6H153V5H152ZM207 6H208V5H206V7H205L206 10H210V8L207 9ZM209 6H210V5H209ZM218 6H219V5H218ZM218 6L215 7V8H218ZM237 6H238V4H237ZM23 7H24V6H23ZM48 7H49V6H48ZM55 7H56V6H55ZM64 7H65V6H64ZM71 7H72V6H71ZM111 7H112V3H111ZM119 7H120V6H119ZM121 7H122V6H121ZM156 7H157V6H156ZM158 7H157V8H158ZM197 7H198V6H197ZM210 7H211V6H210ZM221 7H222V6H220V8H221ZM233 7H234V8H233ZM243 7H244V6H243ZM42 8H45V7L43 6ZM58 8H59V7H58ZM73 8H75V6H74ZM80 8H81V7H80ZM83 8H84L85 11H86V7H83ZM133 8H134V7H133ZM211 8H212V7H211ZM225 8H226V7H225ZM228 8H226V9L223 8V10H226V11H227ZM236 8H238V7H236ZM34 9H35V8H34ZM52 9H53V8H52ZM54 9H55V8H54ZM60 9H61V8H60ZM62 9H63V7H62ZM62 9H61V12H62ZM75 9H78V8H75ZM84 9H83V10H84ZM101 9H102V6H101ZM109 9H110V8H109ZM141 9H143V7H142ZM165 9H166V8H165ZM200 9H201V7H200ZM200 9H199V10H200ZM218 9H219V8H218ZM241 9H242V7H241ZM26 10H27V9H26ZM26 10H25V9H24V10H21V12H22V11H25V12H26V15H24V14L22 15V13H24V12H22V13H21V16H22V17H21V16H20V17H17L18 15L16 16L18 19H22V20H23V21L21 20L22 23H20L21 21L19 20V23H20V25H22L23 23H24L23 25H26V27L24 26V29H26V28L29 27L30 21L32 20V19L27 18V17H29V15H28L29 13H27V11L29 12V10H27V11H26ZM48 10H49V11H46V10H44V11H46V12H50V9H48ZM56 10H57V9H56ZM81 10H82V9H81ZM88 10H87V11H88ZM96 10H97V9H96ZM98 10H99V9H98ZM98 10H97V11H98ZM103 10H104V8H103ZM113 10H114V9H113ZM122 10H126V9H122ZM138 10H139V9H138ZM146 10H147V9H146ZM180 10L177 11V13H178V12L182 13V10H181V11H180ZM192 10H193V9H192ZM192 10H191V12H192ZM195 10H196V9H195ZM199 10H198V12H199ZM202 10H203V8H202ZM204 10H205V9H204ZM206 10H205V11H206ZM230 10H229V12H231ZM244 10H243V11H244ZM248 10H249V8H248ZM51 11H52V10H51ZM54 11H55V10H53V12H54ZM57 11H58V10H57ZM57 11H56V13L58 14L59 11H58V12H57ZM65 11H67V10H65ZM79 11H80V10H79ZM85 11H83L84 13L80 11L81 16H82V13H83V14L86 13ZM97 11H95V13H96ZM105 11H106V10H105ZM110 11H111V10H110ZM119 11H121V10H119ZM127 11H129V10H127ZM127 11L125 12L126 14L128 13ZM210 11H211V10H210ZM213 11H214V8H213ZM217 11L219 12L220 10H217ZM217 11H215V12H217ZM237 11H239V10L236 9L235 12H237ZM106 12H107V11H106ZM108 12H109V11H108ZM123 12H124V11H122L121 13H123ZM173 12H174V11H173ZM191 12H190V13H191ZM193 12H194V10H193ZM195 12H196V11H195ZM215 12L212 13V11H211V13L209 12V14H212V15H213ZM218 12H217V13H218ZM227 12H228V11H227ZM235 12H234L233 14H232V12H231V14L233 15L232 18H234V14L237 15ZM244 12H246V11H244ZM44 13H45V12H44ZM56 13H55V14H56ZM69 13H70V12H69ZM71 13H73V14H74V13H77V15L79 14V12H77V11H75V12L72 11ZM111 13H112V12H110V14H111ZM125 13H124V17L126 16ZM177 13L175 12L174 14H177ZM180 13H179V15H180ZM190 13H189V16H190L191 14H193V13H191V14H190ZM196 13H197V12H196ZM199 13H200V15H201V10H200ZM206 13H208V12H206ZM219 13H220V12H219ZM219 13H218V14H219ZM222 13L224 14L225 12L223 11ZM237 13H238V12H237ZM241 13H242V14H245V13H243L242 11H241ZM241 13H240V14H241ZM46 14H47V13H46ZM66 14L68 15L67 12L65 13V15H66ZM86 14H87V13H86ZM86 14H85V15H86ZM99 14H100V12H99V13L97 12V15H99ZM107 14H108V13H107ZM202 14H203V13H202ZM238 14H239V13H238ZM52 15H53V14H52ZM61 15H62V16H60V15L58 16V15H57V17H54V16H51V17H52L53 19L56 18L55 20H57V21H59V19H60V21H59L58 23H61L62 17L64 16L62 13H61ZM71 15H72V14H71ZM85 15H84V16H85ZM87 15H89V14H87ZM112 15H115V13H114V14L112 13ZM122 15H123V14H122ZM128 15H130V14H127V16H128ZM179 15H178V16H179ZM197 15H199V14L197 13ZM214 15H215V14H214ZM225 15H226V14H225ZM10 16H11V15H10ZM10 16H9V17H10ZM23 16L25 17V20H24V17H23ZM26 16H27V17H26ZM55 16H56V15H55ZM74 16H76V15L74 14ZM74 16H73L72 19L75 20L76 18H75ZM119 16H121V14H119ZM127 16H126L125 18L123 17V20H124L123 22H125V20H127V19H126ZM137 16H138V15H137ZM160 16H161V15H160ZM168 16H169V15H168ZM182 16H183V15H180V19H183V18H184V16H183V17H182ZM189 16H188V17H189ZM204 16H205V15H204ZM207 16H209V15L207 14ZM207 16H206V17H207ZM216 16H218V15L216 14ZM219 16H220V14H219ZM228 16H230V13H229ZM14 17H15V16H14ZM68 17H69V16H68ZM71 17H72V16H71ZM76 17H80V16H76ZM82 17H83V16H82ZM114 17H115V16H114ZM150 17H151V16H150ZM152 17H153V16H152ZM170 17H171V16H170ZM172 17H173V16H172ZM191 17H192V16H191ZM194 17H195V16H193L192 19H193ZM196 17H197V16H196ZM199 17H200V16H199ZM201 17H203V16L201 15ZM206 17H204V18H206ZM220 17H221V16H220ZM49 18H50V17H49ZM57 18H58V19H57ZM96 18H97V17H96ZM96 18H95V21H96ZM98 18H99V19H98V22H95V23H97L98 26L100 25L99 27H101L103 30H105V33L107 32V33L111 34V35L113 36V38H114L113 41H116V40H117V42H120V47L123 46L124 49H131V48H134L132 41H131L130 38L127 36V33L125 32V30H124L122 27L118 26V25H117L115 22H113L112 20H109V19H107V18H105V17H101V15H99ZM109 18L111 19V17H109ZM137 18H138V17H137ZM153 18H154V17H153ZM153 18H149V20H150V19H153ZM168 18H169V17H168ZM186 18H187V17H186ZM247 18H248V17H247ZM26 19H27L29 22H27ZM50 19H51V18H50ZM63 19L65 20L66 18L64 17ZM79 19H80V18H79ZM116 19H119V20H120V18H117V16H116ZM164 19H165V20H169V19H167L166 17H165V18L163 17V19H161V20L163 21ZM190 19H191V18H189V21H190ZM192 19H191V20H192ZM196 19H197V18H194V20H192V21H190V22H191V23L194 22L193 24H196V25H197V23H198V25H199V22H201V21H198V20H199L200 18L196 21L197 23L195 22ZM202 19H203V18H202ZM211 19H212V18H211ZM217 19H218V18H217ZM221 19H222V18H221ZM221 19H220V20H221ZM13 20H15V18H14ZM13 20H12V21H13ZM48 20H49V19H48ZM55 20H52V21H55ZM64 20H62V21L64 22ZM70 20H71V19H70ZM80 20H81V19H80ZM82 20H83V19H82ZM91 20H92V17H91ZM93 20H94V19H93ZM153 20H156V19H153ZM170 20H171V18H170ZM184 20H186V19L184 18L183 20H180V21H183V27L187 26V22L184 21ZM187 20H188V19H187ZM218 20H219V19H218ZM24 21L26 22V24H25ZM34 21H35V18H33V21H31V25H32V23H33ZM65 21H68V18H67V20H65ZM71 21H72V20H71ZM71 21H69V22L71 23ZM87 21H88V20H87ZM121 21H122V19H121ZM162 21H161V22H162ZM189 21H188V23H190ZM55 22H56V21H55ZM74 22H75V21H73L72 24H74ZM78 22H79V21L75 22V24L77 23V24L79 25ZM152 22H153V21H152ZM176 22H179V21H176ZM184 22H186V23H185L186 25L184 24ZM209 22H210V20L208 21V24H209ZM212 22H213V20H212ZM212 22L210 23V26H214V25H212L214 22H213V23H212ZM7 23H8V22H7ZM27 23H28V24H27ZM50 23H51V22H50ZM64 23H65V22H64ZM89 23H90V21H89ZM92 23H93V22H92ZM125 23H126V22H125ZM154 23H155V22H154ZM181 23H182V22H181ZM191 23H190V24H191ZM201 23L203 24V22H201ZM217 23H219V22H217ZM61 24H62V23H61ZM80 24H81V25H84L85 23H82V21H81ZM97 24H95V25H97ZM139 24H140V23H139ZM193 24H192V25H193ZM206 24H207V23H206ZM220 24H221V23H220ZM220 24H219V25H220ZM249 24H250V23H249ZM23 25H22V26H23ZM31 25H30V27H31ZM52 25H53V24H52ZM78 25L76 26V28H79ZM81 25H79V26L81 27ZM85 25H86V24H85ZM85 25H84L83 27H86L85 29H86L87 32H85V33H86L87 35H89L88 33H89L90 31L93 32V30H94V31L96 32L95 29H96L97 27H96V28L92 27L94 24H93V25L91 24L92 26H90V25H86V26H85ZM128 25H129V23H128ZM144 25H145V24H144ZM150 25H152V23H150ZM184 25H185V26H184ZM198 25H197V27H198ZM215 25H216V24H215ZM11 26H12V25H11ZM22 26H21V27H22ZM55 26H57V24H56ZM55 26H52V27L55 28ZM70 26H74V25H71V24H70ZM87 26H88V27L90 26L93 30H90V29H89L90 27L88 28ZM164 26H166V25H164ZM167 26H168V25H167ZM202 26H203V25H202ZM221 26H222V25H221ZM221 26H219V27H221ZM223 26H226V25H223ZM3 27H4V26H3ZM30 27H29V28H30ZM32 27H33V26H32ZM32 27H31V28H32ZM58 27H59V25H58ZM74 27H75V26H74ZM99 27H98V28H99ZM135 27H136V26H135ZM137 27H138V26H137ZM142 27H143V26H142ZM146 27H147V26H146ZM180 27H181V26H180ZM187 27H188V26H187ZM187 27H186V28H187ZM197 27L195 26V28H194V31H195V32H196V28H197ZM205 27H206V26H205ZM205 27H204V28H205ZM207 27H208V26H207ZM214 27H215V26H214ZM226 27H227V26H226ZM33 28H34V27H33ZM167 28H168V27H167ZM173 28H174V27H173ZM186 28H185V32H186ZM189 28H191V27H189ZM201 28H202V27H201ZM215 28H218V26L216 25ZM227 28H228V27H227ZM227 28H226V29H227ZM10 29H11V27H10ZM22 29H23V28H22ZM34 29H35V28H34ZM72 29H73V31H75L74 28H72ZM72 29H71V30H72ZM141 29H142V28H141ZM164 29H166V28L164 27ZM164 29L162 28L161 23H159V24L157 25V32H155L156 35H154L155 38H157L156 36H159V37H158V40H159V38H160V40H159L158 44L161 43V45H162V43L164 42L163 40H165V38L168 37V36H167V37L164 38V36H165V35L163 34V32L165 31ZM168 29H170V26H169ZM182 29H183V28H182ZM197 29L199 30V28H197ZM208 29H209V28H208ZM222 29H224V31H225V28H222ZM20 30H21V29H20ZM37 30H38V29H37ZM56 30H57V29H56ZM63 30H65V29H63ZM66 30H67V28H66ZM66 30H65V31H66ZM78 30H79V29H78ZM78 30H77V31H78ZM142 30H143V29H142ZM187 30H188V29H187ZM204 30H205V29H204ZM259 30H260V29H259ZM30 31H31V29H30ZM61 31H62V30H61ZM61 31H56V33H58V32L60 33ZM67 31H68V30H67ZM82 31H84V30L81 28V32H82ZM88 31H89V32H88ZM97 31H98V30H97ZM146 31H147V30H146ZM166 31H167V30H166ZM170 31H171V29H170ZM173 31H175V30L173 29ZM182 31H183V30H182ZM192 31H193V30H192ZM199 31H201V30H199ZM206 31H207V28H206ZM212 31H213V30H212V28H211V33H212ZM257 31H258V30H257ZM260 31H261V30H260ZM32 32H33V31H32ZM32 32H31V34H32ZM51 32H52V31H49L50 34H51ZM91 32H90V34H91ZM140 32H141V31H140ZM143 32H144V30H143ZM176 32H178V30H177ZM227 32H230V31H227ZM250 32H251V30H250ZM43 33H44V32H43ZM45 33H46V32H45ZM47 33H48V32H47ZM49 33H48V34H49ZM59 33H58V34H59ZM62 33H63V31H62ZM75 33H76V32H75ZM85 33H84V35H86ZM153 33H154V32H153ZM155 33H154V34H155ZM165 33H166V32H165ZM186 33H187V32H186ZM186 33H185V34H186ZM216 33H217V32H216ZM222 33H224L223 30H222ZM245 33H246V32H245ZM245 33H244V35H246ZM48 34H47V35H48ZM52 34H53V33H52ZM60 34H61V33H60ZM80 34H81V33H80ZM177 34H180V29H179V33H177ZM187 34H188V33H187ZM226 34H227V33H226ZM42 35H43V34H42ZM53 35H54V34H53ZM77 35H78V33H77ZM82 35H83V34H82ZM84 35H83V37H84ZM107 35H108V34H107ZM213 35H214V32H213ZM217 35H221V33H219V34H217ZM217 35H216V36H217ZM229 35H230V33H229ZM241 35L243 36V34H241ZM5 36H6V35H5ZM36 36H37V39L40 40V39L38 38V35H35V37L33 36V38H35L34 41H37V43H38V40L36 39ZM44 36H45V35H44ZM58 36H59V35H58ZM94 36H95V35H93V36H90V35H89V37H87V36H85V37H86V38H90V37H91L90 39L93 38V41L90 40V42L92 41V43H94V40L97 41V42H99ZM242 36H241V37H242ZM1 37H2V36H1ZM31 37H32V36H31ZM51 37H52V36H51ZM85 37H84V38H85ZM152 37H153V36H152ZM154 37H153V38H154ZM243 37H244V36H243ZM255 37H256V36H255ZM257 37H258V36H257ZM45 38H47V37H45ZM49 38H50V37H48L47 40H48ZM86 38H85V39H86ZM136 38H137V37H136ZM141 38H142V37H141ZM143 38H144V37H143ZM153 38H152V39H153ZM218 38H219V37H218ZM234 38H235V37H234ZM249 38H250V37H249ZM58 39H59V38H58ZM62 39H63V38H62ZM74 39L77 40V37H76V38L74 37ZM74 39H72V40L74 41ZM85 39H84V40H85ZM109 39H112V38H109ZM115 39H116V40H115ZM173 39H174V38H172V40H173ZM220 39H221V38H220ZM224 39H225V37H224ZM253 39L256 40V38H253ZM45 40H46V39L43 38V41H45ZM63 40H64V39H63ZM79 40H80V38H79ZM81 40H82V39H81ZM107 40H108V39H106V42H107ZM133 40H134V39H133ZM139 40H141V39H139ZM153 40H154V39H153ZM158 40H156V41L154 40L155 43H156ZM170 40H171V38L168 39V40H165V41H170ZM175 40H177V39H175ZM243 40H245V39H243ZM248 40H250V39H248ZM41 41H42V40H40L39 43H40V45L42 46V42H41ZM57 41H58V40H57ZM57 41H56V42H57ZM59 41H60V42H65V41H62V40H59ZM68 41H69V40H68ZM104 41H105V39H104ZM104 41H103V42H104ZM160 41H161V42H160ZM162 41H163V42H162ZM246 41H247V40H246ZM257 41H258V40H257ZM259 41H260V40H259ZM69 42H70V41H69ZM82 42H83V41H82ZM86 42H87V41H86ZM97 42H96V43H97ZM106 42H105V43H106ZM176 42H177V41H176ZM231 42H233V41H231ZM250 42H251V41H250ZM35 43H36V42H35ZM37 43L35 44L36 47H37V45H38ZM43 43H44V42H43ZM71 43H73V42L71 41ZM76 43H77V42H76ZM83 43H84V42H83ZM92 43H91V44H92ZM96 43H94V44H96ZM151 43H152V42H151ZM165 43H166V42H165ZM167 43H168V42H167ZM257 43H258V42H257ZM29 44H30V43H29ZM29 44H28V45H29ZM45 44H47V43L45 42ZM74 44H75V42H74ZM79 44H80V41H79ZM79 44H78V45H79ZM169 44H171V42H169ZM169 44H168V45H169ZM175 44H176V43H175ZM179 44H180V42H179ZM28 45H27V46H28ZM40 45H39V46H40ZM51 45H52V44H51ZM56 45H57V44H56ZM56 45L54 44L55 47L51 46V48H50V46H49L48 49H45V50H43L42 52H40V53L36 56V60H38V61H43V62H47V63H52V64L56 67V72H55L54 75L52 76V78H53L54 81H55V87H56V91H57V99L54 100V101L57 102V103H60V104H63V105H66V106L72 107V108L76 109L77 111H78V110H82V111H84L85 109H87V107H89V102H88V100H87V97H85V95H83V91H82V89H81V86L78 85V84H77V85L75 84V81H74V80H75V76H76V74H78V68L80 69V65H81L82 69L85 68V69H87V70H88V69L91 70L92 68L94 69V67H92V65H93V66H96V65H95V64H91L92 60H91V61H90V60H87V61H84V60H83V61L85 62V64H84V62H82V61H78V60H74V61H76V62H73V63H72V62H69V64H65V58L68 57V53L65 52V50H61V49H59L58 47H56ZM81 45H82V44H81ZM83 45H84V44H83ZM83 45H82V46H83ZM105 45L107 46V44H105ZM147 45H149V44H147ZM152 45H153V44H152ZM154 45H155V44H154ZM163 45H164V43H163ZM173 45H174V44H173ZM260 45H261V44H260ZM263 45H264V44H263ZM27 46H26V47H27ZM88 46H90V44H88ZM109 46H110V49H113V48H111L112 45H109ZM176 46H177V45H176ZM176 46H175V47H176ZM256 46H257V45H256ZM26 47H25V48H26ZM31 47H32V46H31ZM75 47H76V46H75ZM75 47H74V48H75ZM92 47H93V46H92ZM148 47H149V46H148ZM153 47H154V46H153ZM169 47H170V46H169ZM169 47H167V48H169ZM179 47H180V45H178V47H176V48H179ZM74 48H73V49H74ZM93 48H94V47H93ZM107 48H108V47H107ZM151 48H152V47H151ZM0 49H1V48H0ZM108 49H109V48H108ZM146 49H147V48H144V49H142V50H146ZM152 49H153V48H152ZM174 49H175V48H174ZM41 50H42V49H41ZM66 50H67V49H66ZM155 50H156V49H155ZM155 50H154V51H155ZM16 51H17V50H16ZM92 51H93V50H92ZM98 51H99V50H98ZM148 51H151V50L148 49V50H146L145 52L142 51V52L140 53V55L143 56V54L146 53V56L144 55L143 57H148V60H149V57H151V54H152V53L150 54V52H148ZM246 51H247V50H246ZM263 51H264V50H263ZM5 52H6V51H5ZM9 52H10V51H9ZM76 52H77V51H76ZM85 52H86V51H85ZM112 52H113V51L111 50V52H109L108 55L110 56V54H112ZM160 52H162V51H160ZM7 53H8V52H6L5 54H7ZM15 53H16V52H13V54L10 53V56H11V55H15ZM20 53L22 54V52H20ZM20 53H19V55L17 54L18 56L15 55V58L19 57V56L21 55ZM81 53H82V52H81ZM88 53H89V52H88ZM98 53H99V52H98ZM171 53H172V52H171ZM176 53H177V52H176ZM180 53H182V52H180ZM86 54H87V52H86ZM90 54H91V53H90ZM92 54H93V53H92ZM92 54H91V55H92ZM147 54H150V55L148 56ZM153 54H154V52H153ZM156 54H157V52H156ZM8 55H9V54H8ZM22 55H24V54H22ZM76 55H78V52L76 53ZM178 55H179V54H178ZM249 55H251V56H252L254 59H256L258 62H259V61L262 62L263 65H264V58H261V55L259 54V52H252V51H250V52H249ZM263 55H264V54H263ZM16 56H17V57H16ZM94 56H95V55H93V57L91 56V57L88 58V59H92V58H93L94 60L100 59V58H99L100 56H99L98 54H97V58H96V56H95V58H94ZM153 56H154V55H153ZM153 56H152V57H153ZM156 56H157V55H156ZM156 56H155V57H156ZM183 56H185V55L183 54ZM12 57H13V56H12ZM111 57H113V58L110 59L111 61H113V62H115V63H117V64H118V63H121V62L119 61L120 58L122 59L121 56H116V57H119V59L116 58L115 56H111ZM84 58H87V55H84ZM134 58H135V57H134ZM141 58H142V57H141ZM17 59H18V58H17ZM113 59L116 60V61H114ZM142 59H143V58H142ZM156 59H157V58H156ZM132 60H133V59H132ZM150 60L152 61L151 58H150ZM89 61H90V62H89ZM143 61H146V59L143 60ZM183 61H184V60H183ZM93 62H95V61H93ZM93 62H92V63H93ZM139 62H141V61H139ZM147 62L149 63V61H147ZM176 62H177V61H176ZM179 62H180V61H179ZM96 63H97V62H96ZM36 64H37V63H36ZM145 64H146V63H145ZM145 64H144V65H145ZM152 64H153V63H152ZM154 64H155V62H154ZM253 64H254V63H253ZM6 65H7V64H6ZM50 65H51V64H50ZM74 65H75V66H74ZM140 65H141V64H140ZM142 65H143V63H142ZM160 66H161V65H160ZM162 66H163V65H162ZM184 66H185V65H184ZM199 66H200V65H199ZM48 67H49V66H48ZM122 67H123V66H122ZM53 68H54V67H53ZM118 68H120V67H118ZM200 68H201V66H200ZM252 68H253V67H252ZM44 69H46V68H44ZM82 69H81V70H82ZM93 69H92V70H93ZM47 70H48V69H47ZM49 70H51V69H49ZM53 70H54V69H53ZM165 70H166V69H165ZM200 70H201V71H200V74L202 73L203 70L205 71V69L202 70V68H201ZM121 71H122V70H121ZM121 71H120V70H119V71L117 70V72H118L119 74L121 73ZM206 71H207V70H206ZM206 71H205V72H206ZM47 72H48V71H47ZM83 72H84V71H83ZM122 72H123V71H122ZM162 72H164V70H163ZM173 72H174V71H173ZM208 73H209V72H208ZM208 73H205V76H206ZM89 74H90V73H89ZM119 74H117V75H119ZM122 74L124 75V73H122ZM173 74H174V73H173ZM202 74H204V72H203ZM202 74H201V75H202ZM98 75H99V74H98ZM101 75H102V73H101ZM117 75H116V76H117ZM123 75H121V76L119 75V76H117V78H115V76H114L113 79L115 78V79H117V80H115V79H114V80L111 79L113 82H110V85H111V84H114V86L116 87L115 89H116V91H117V94L120 93V94H119L120 96L117 97V98H119V99L116 98V99H117V102H116V103H117V105H119V106H117V110H116L115 114L113 115L114 117L111 118V120L113 119L112 122L114 123V125H115V126H118V127H116V128H118V129H116V130H118V131H117V134H118V140H119V142H120V145L115 149V151L117 150V153H118V154L114 153L115 156H114V157L111 156V157L114 158V159H116L115 157L119 158L117 161H119V160L121 161V160H122V162H123V164H124L123 166L125 167V163H128V162H129V161L127 160V159H128L127 156H129V154H132V152H133V150H132V148H131L132 145H128V144H130L129 142L134 141V140L132 139L133 137L131 138L132 133L130 134V131H129V129H130V128H129L130 126L128 125V124H130L129 119L131 118L130 120H133V118H134V119H135V118H137V119L139 118L138 121H140V119H142L143 116H139V115H141L142 113H143V114H146L147 112H143V111H144V108L142 107L141 110L139 109V111H138V113H140L139 115L137 114L138 117H137V116H132L133 118L130 117V111H131V108H130V110H129L128 107H127V105L129 104L130 100H129V102H126V99H125V98L128 97V98H127V101H128V99L131 98V97H130V94H131L130 92H131V91L129 90V89H130V88H129L130 86L127 85V84H124L125 86H124L123 84H122L123 86H122V85L120 86V84H121V79H120V78H121ZM27 76H28V75H27ZM30 77H31V76H30ZM99 77H100V75H99ZM99 77H98V78H99ZM175 77H177V76H175ZM263 77H264V73H263V75H262V79H261V78H260V79L263 80V79H264ZM29 79H30V78H29ZM123 79H124V78H123ZM229 79H230V78H229ZM229 79H228V80H229ZM97 80H98V79H97ZM102 80L104 81V84H105L104 86H107V85L109 84V83L107 82V80H104V79H102ZM234 80H235V79L231 80V81H232L231 84L233 83V84H234V85L232 84L233 86H235V84H236L235 88H237L238 86L241 87V85L238 84V83H240V82L237 80V82L235 83V82H233ZM239 80H242V79H239ZM243 80H244V79H243ZM116 81H119V82H116ZM30 82H31V81H30ZM260 82H261V85H260V86H255V87H257V88L259 87L260 91H259L258 98H257V100H256V102H255L254 104H250V102H251V97H250V95H248V93H246L245 91H244V92L242 91V94H240V98H238L237 101H238V103H240V106H241L242 109H240V110L237 112V114H236V116H235V119H234L233 121H229V120H228L229 123L226 125V127L223 129V132H222L223 135H225V134H229V135H230V136H229L230 139H229L228 141H226V140L224 139L225 136H223V137L220 136L219 138L217 137L218 139L215 138V139H216V142H218L219 140H221V141L223 140V141L227 144V145L225 146L224 142L222 141L223 145L225 146V148L222 146L223 149H226L227 151H228V150L231 151L230 153L234 152L233 150H230L231 147H232L231 149L238 148L240 151H239L238 149H235V150H238V152H240V154H239L237 151H235V154H236V155H235V154H234V155H235V157L237 156V157H236L237 160H238L239 158H241V159H239L240 161H241V160H246V159L249 160V159H250V158L248 159V157H250V155L253 154V153L249 152V155H248L247 150H248L249 146H251V145H252V147H250V150H254V149H252L253 146H255V152L257 151L256 149H259V150H258L259 152L263 150V149L260 150V148H261L262 146L258 147V146L261 145V143H262V142L258 143V142L256 141V140H258V139H253V138L251 139V138H250V139H249L250 141H249V140L247 139L248 136H245V134L242 132V130L239 131L237 134H236V132H235L237 126H239L244 120H246V119L249 117L250 114H252L253 116H255V120L257 121V122L255 121L256 124L259 123V122H262V121L264 120V119H263V118H264V84L262 85V83H264V80H263V81H260ZM140 84H141V83H140ZM231 84H230V85H231ZM237 84H238V85H237ZM117 85H118V87H117ZM126 85H127V89H126ZM141 85H142V84H141ZM221 85H223V84H221ZM230 85L228 84L227 86L229 87ZM50 86H51V85H50ZM131 86H132V85H131ZM33 87H34V86H33ZM53 87H54V85H53ZM53 87H52V89H53ZM55 87H54V88H55ZM112 87H113V86H112ZM133 87H134V86H133ZM135 87H136V86H135ZM217 87H218L220 90H221V88L223 89V87H221V86H217ZM217 87H216V88H217ZM220 87H221V88H220ZM225 87H226V86H225V84H224V88H225ZM239 87H238V89L240 90L241 88H239ZM139 88H141V87L139 86ZM144 88H145L144 86L141 88V89H142V92L144 91ZM229 88H230V87H229ZM233 88H234V87H231V90H233ZM235 88H234V89H235ZM49 89H50V88H49ZM117 89H119L120 91L117 90ZM133 89H134V88H133ZM135 89H136V88H135ZM127 90H129V91H127ZM216 90H217V89H216ZM216 90H214V93L217 92ZM231 90H230V91H231ZM109 91H110V93H112V92H111L112 90H109ZM218 91H219V90H218ZM228 91H229V90L227 89V93H228ZM235 91H236V90H235ZM11 92H12V91H11ZM31 92H32V90H31ZM211 92H212V91H211ZM223 92H224V91H223ZM240 92H241V91H240ZM87 93H88V92H87ZM129 93H130V94H129ZM145 93H146V91H145ZM180 93H181V92H180ZM229 93H230V94H229ZM229 93H228L227 96H226V92H225V96H226V99H227L228 101L230 100V98H227V97H230L229 95H231V92H229ZM232 93H233V92H232ZM14 94H15V92H14ZM21 94H22V93H21ZM113 94H114V93H113ZM143 94H144V93H143ZM146 94H147V93H146ZM216 94H218V92H217ZM235 94H236V93H235ZM127 95H128V96H127ZM147 95H149V94H147ZM173 95H174V94H173ZM181 95H182V94H181ZM209 95H210V92H209L208 96H209ZM211 95H212V93H211ZM211 95H210V96H211ZM219 95H220V94H219ZM236 95H237V94H236ZM221 96H222V95H221ZM223 96H224V95H223ZM150 97H151V96H149V98H150ZM216 97H217V96H216ZM232 97H233V95L231 96V98H232ZM17 98H19V97H17ZM151 98H152V97H151ZM172 98H173V97H172ZM207 98H210V97H207ZM223 98H225V97H223ZM147 99H148V98H146V100H147ZM245 99H247V100H246V101H243V100H245ZM124 100H125L126 104H124V103H125ZM172 100H173V99H172ZM209 100H210V99H209ZM227 100H226V101H227ZM215 101H216V100H215ZM231 101H232V100H231ZM233 101H234V100H233ZM237 101H234V102L237 103ZM9 102H10V101H9ZM24 102H25V100H24ZM123 102H124V103H123ZM171 102H173V101H171ZM205 102H206V101H205ZM11 103H12V102H10V104H11ZM174 103H175V102H174ZM208 103H209V102H208ZM230 103H231V102H230ZM238 103H237V104H238ZM148 104H149V103L147 102V105H148ZM231 104H232V106H233V103H231ZM11 105H12V104H11ZM22 105H23V104H22ZM25 105H27V104L25 103ZM129 105H130V104H129ZM136 105H137V104H136ZM145 105H146V104H145ZM147 105H146V106H147ZM227 105H229V104H227V102H226V106H227ZM14 106H15V105H14ZM131 106H132V105H131ZM137 106H138V105H137ZM200 106H201V105H200ZM226 106H225V107H226ZM138 107H139V106H138ZM147 107H148V106H147ZM147 107H146V108H147ZM149 107H150V106H149ZM149 107H148V108H149ZM208 107H209V104H208ZM233 107H234V106H233ZM151 108H153V107H150V109H151ZM226 108H227V107H226ZM88 109H89V108H88ZM201 109H202V108H201ZM203 109H204V108H203ZM209 109H210V107H209ZM234 109H235V108H234ZM142 110H143V111H142ZM151 110H153V109H151ZM154 110H155V109H154ZM161 110H162V109H160V111H161ZM223 110L226 111L227 109H223ZM50 111H51V110H50ZM132 111H134V110H132ZM132 111H131V112H132ZM141 111H142V113H141ZM201 111H204V110H201ZM134 112H135V111H134ZM134 112H132V114H133ZM152 112H153V111H152ZM204 112H205V111H204ZM53 113H54V112H52V116H54L57 112H56L54 115H53ZM60 113H62V112H60ZM82 113L84 114V112H82ZM90 114H91V113H90ZM90 114H89V115H90ZM143 114H142V115H143ZM155 114H157V113H155ZM38 115H41V114L38 113ZM43 115H44V114H43ZM59 115H60V114H57L55 117H57V116H59ZM62 115H63V114H62ZM80 115H81V114H80ZM85 115H86V114H84L83 116L81 115V117H80V116H79V117L76 116V118L74 117L75 119L72 118L73 121H74V120H77V123L73 122L72 120L68 121V123L72 121L74 125H75V124H78V123L80 124V122L82 123V117H84V118L86 117L88 120H91L90 118L93 117V116L91 115V116L88 118L89 115H86V116H85ZM115 115H116V117H115ZM163 115H164V114H163ZM60 116H61V115H60ZM154 116H158V114H157V115H154ZM171 117H172V116H171ZM64 118H65V117H64ZM66 118H67V116H66ZM77 118H78V119L80 118L81 120H80V119L78 120ZM84 118H83V122H87V119L85 118V119H86V121H85ZM144 118H145V117H144ZM151 118H152V117H151ZM160 118L163 119L162 117H160ZM172 118L174 119V117H172ZM172 118H171V119H172ZM68 119H69V118H68ZM68 119H67V120H68ZM145 119H147V118H145ZM229 119H230V118H229ZM163 120H165V119H163ZM166 120H167V119H166ZM22 122H23V121H22ZM55 122L58 123L59 120H58V121H55ZM72 122H71V123H72ZM134 122L137 123V121H133V123H134ZM141 122H143V125H144V123H146V122H148V121L145 122V120L143 119V121L141 120L140 123H138V124H142ZM19 123H21V121H19ZM30 123H31V122H30ZM33 123H34V122H33ZM35 123H36V122H35ZM60 123H61V122H60ZM68 123H67V124H68ZM164 123H165V122H164ZM169 123H170V122H169ZM53 124H54V123H53ZM62 124H63V125H60V124H59V128H61L60 126H64V125H65L64 123H62ZM79 124H78V126H79ZM146 124H149V122L146 123ZM146 124L144 125V127L146 126V127H145L146 131H147L148 129L151 130V128H152L151 124H149V126H147ZM17 125H18V124H17ZM17 125H16V126H17ZM25 125H26V124H25ZM69 125H70V124H69ZM69 125H67V127H68ZM134 125H135V124H134ZM14 126H15V125H14ZM14 126H13V127H14ZM18 126H19V125H18ZM26 126H28V125H26ZM30 126H32V125H30ZM30 126L27 127V129H25L24 126H23V127H24V128H23L22 125H21V127H20V126H19V127H20L21 129L23 128V129H25V130H28V129L31 130ZM70 126H71V125H70ZM128 126H129V127H128ZM254 126H255V125H254ZM33 127H34V126H33ZM33 127H32V128H33ZM147 127H149V128L147 129ZM256 127L260 128L259 126H256ZM256 127H253V128H254L255 130H258V131H259V129H258V128L256 129ZM20 128H19V129H20ZM46 128H47V127H46ZM55 128H56V127H55ZM79 128L81 129V127H79ZM111 129H112V128H111ZM260 129H262V127H261ZM16 130H17V128H16ZM32 130H33V129H32ZM61 130H62V128H61ZM64 130H65V129H64ZM134 130H136V129H134ZM13 131H14V129H13ZM38 131H39V130H38ZM40 131H41V129H40ZM42 131H43V130H42ZM62 131H63V130H62ZM82 131H83V130H82ZM112 131H113V130H112ZM132 131H133V130H132ZM142 131H143L142 134H144V133H145V132H144V131H145L144 128H143ZM35 132H36V131H35ZM49 132H50V131H49ZM54 132H55V131H54ZM54 132L50 133L49 136H50L51 134L53 135ZM256 132H257V131H256ZM262 132H263V131H262ZM2 133H3V132H2ZM14 133H16V132L14 131ZM86 133H87V132H86ZM46 134H47V133H46ZM87 134H88V133H87ZM93 134H94V133H93ZM246 134H247V133H246ZM1 135H2V134H1ZM14 135H15V134H13V136H14ZM17 135H18V134H16V136H14V137H10V138L12 139V140H10V142L13 143V144H12L13 146H16V147H18V148L21 147V149L23 150V153H24V151H25V150H24V145H21V144H20V143H22V144H24V143H23V141L21 140V138L18 137ZM52 135H51V136H52ZM91 135H92V134H91ZM94 135H95V134H94ZM162 137H163V136H162ZM162 137H161V138H162ZM5 138H7V139L9 140V137H5ZM16 138H17V139H16ZM83 138H86V136H81V134H79V133H74V134L71 133V134H67V135H66V134H63V135H61L60 137H58L57 139H55V140H52V141L47 140V141H44L43 143L38 144L37 146H35V151L38 152L37 157H36V160H35V162H34V168H35L36 172H41V173H43V172L48 171V170H54V171H56V170H59V169L63 168V167L65 166L66 157L69 156L70 154H74V153L77 151V150H76V149H77L76 146L79 145V144L77 145V143H78L79 141H81ZM15 139H16V140H15ZM19 139H20V140H19ZM215 139H214V140H215ZM17 140H18L19 142H15V141H17ZM21 141H22V142H21ZM32 141H33V140H32ZM260 141H262V140H260ZM14 142H15V144H14ZM33 142H34V141H33ZM153 142H154V141H152V142L149 141V143H150V144L148 143L149 146H146V147H145V149L148 150V149H151L150 146H152V152H151V150L148 151V152H146L147 150H146V151H143V150H142V151L144 152V154H146V153L149 154L150 157H149V156H148V157H149V159H151V160H150V161H151L150 163H152V164H153L154 162H157V161L159 162V161H160V160H156V158L153 159L154 157H153L152 153H153V154L155 153V152H153V151H154V147H153V144H154V143H153ZM256 142H257L258 144H257ZM263 142H264V141H263ZM1 143H2V142H1ZM170 143H171V142H169V144H170ZM219 143H220V142H219ZM219 143H218V144H219ZM4 144H6V143H4V141H3V145H4ZM16 144H19V145H16ZM27 144H28V143H27ZM145 144H147V143H145ZM169 144H168L167 146L169 147L168 149L171 150V147L169 146ZM220 144H221V143H220ZM221 145H222V144H221ZM229 145H232V146H231V147H227V146H229ZM233 145H234V146H233ZM262 145H263V144H262ZM13 146H12V148H13ZM19 146H20V147H19ZM167 146H165V147H167ZM16 147H14V149H15L14 154H15V152H16V153H18V155H19V154L22 152V150H21V152H20V150L17 149ZM27 147H29V146L27 145ZM78 147H80V146H78ZM142 147H143V146H142ZM149 147H150V148H149ZM233 147H234V148H233ZM256 147H258V148H256ZM219 148H221V147H219ZM16 149H17V151L19 150L20 153L17 152ZM143 149H144V148H143ZM145 149H144V150H145ZM168 149H164V150L167 151ZM215 149H216V148H215ZM246 149H247V150H246ZM10 150H11V149H10ZM10 150H9V151H10ZM12 150H13V149H12ZM80 150H81V149H80ZM89 150H90V149H89ZM221 150H222V149H221ZM244 150H246V151H244ZM9 151H8V152H9ZM81 151H82V150H81ZM130 151H131V153H130ZM168 151H169V150H168ZM229 151H228V152H229ZM243 151L247 154L246 156H243V155H242L243 153H241V152H243ZM248 151H249V150H248ZM263 151H264V150H263ZM25 152H26V151H25ZM134 152H135V151H134ZM143 152H142L141 154H143ZM169 152H171V151H169ZM169 152H166L167 155L169 154ZM236 152H237V153H236ZM253 152H254V151H253ZM23 153H22V154H23ZM91 153H92V152H91ZM150 153H151V154H150ZM164 153H165V152L163 151V156L167 157V155H166V154L164 155ZM185 153H186V151H185ZM185 153H184V155H185ZM225 153H226V152H225ZM250 153H251V154H250ZM257 153H258V152H256V154H257ZM260 153H261V152H260ZM262 153H263V152H262ZM0 154H2V157H3L5 154H7V149L5 148V146L0 145ZM12 154H13V153H12ZM22 154H21V155H22ZM26 154H27V153H26ZM84 154H85V153H84ZM238 154H239V155H238ZM256 154H255V155H256ZM9 155H10V154H9ZM15 155H17V154H15ZM21 155H20V157H22ZM117 155H118V156H117ZM160 155H161V154H160ZM184 155H183V158H184ZM234 155L232 154V156H233L232 159H235V158H234ZM241 155L243 156V158H242ZM255 155H254V157H252L254 160H255ZM259 155H260V154H259ZM259 155H256L257 158H259V159H263V158H264V157L261 158ZM262 155H264V153H263ZM81 156H83L82 153H81ZM163 156L161 155V157H163ZM216 156H219V155H216ZM221 156H223V155H221ZM229 156H230V154H229ZM238 156H239V158H238ZM251 156H252V155H251ZM258 156H259V157H258ZM6 157H7V156H6ZM9 157H10V156H9ZM20 157H18V158H20ZM24 157H27V155L24 156ZM24 157H22L21 160H18L19 162H23V164L21 165V167H24V166H23L24 163H25V158H24ZM76 157H77V156H76ZM151 157H153V158H151ZM165 157H164V159H166ZM213 157H215V156H213ZM219 157H220V156H219ZM219 157H218V159H221V158H222V157H221V158H219ZM23 158H24V161H23ZM28 158H29V157H28ZM69 158H70V157H69ZM78 158H79V157H78ZM82 158H83V157H82ZM82 158H81V159H82ZM142 158H143V157H142ZM145 158H147V157H145ZM186 158H187V157H186ZM223 158H225V157H223ZM226 158H227V157H226ZM257 158H256V159H257ZM81 159H80V160H81ZM143 159H144V158H143ZM164 159H163V160H164ZM167 159H170V158L167 157ZM78 160H79V159H78ZM80 160H79V161H80ZM129 160H130V159H129ZM237 160H236V161H237ZM239 160H238V162H239ZM143 161H144V160H143ZM186 161H187V160H186ZM26 162H27V161H26ZM81 162H82V161H81ZM81 162H80V163H81ZM148 162H149V161H148ZM158 162H157V163H158ZM160 162H161V161H160ZM162 162H163V161H162ZM168 162L170 163V161H168ZM183 162H185V161H183ZM183 162H182V164H183ZM82 163H83V162H82ZM150 163H149V166L152 165V164L150 165ZM164 163H165V160H164ZM86 164H87V163H86ZM86 164H85V165H86ZM154 164H156V163H154ZM161 164H162V163H161ZM219 164H220L219 162H218V165L215 164V165H217V166H215V167H218L217 169L220 170V168H219ZM226 164H227V163H226ZM228 164H229V163H228ZM70 165H71V167L73 166L72 168H70L71 170L74 169L75 172H77V170H78V173L80 172V171H79V170H80L79 165H78V167H77V165L75 166L74 163H72V164H70ZM85 165H82V167L85 166ZM149 166H148V167H149ZM153 166H154V165H153ZM183 166H184V165H183ZM213 166H214V165H213ZM68 167H70V166H68ZM86 167H87V166H86ZM119 167L122 168V166L119 165V166L117 167V169L115 168L116 171L119 170ZM124 167H123V168H124ZM126 167H127V164H126ZM128 167H129V166H128ZM128 167H127L126 169H128ZM151 167H152V166H151ZM151 167H150V169H151ZM212 168H213V167H212ZM222 168H223V167L221 166V170H220L221 172L223 171ZM239 168H240V167H239ZM70 169H67V170L70 171ZM150 169H149V170H150ZM152 169L154 170L153 167H152ZM184 169H185V168H184ZM223 169H224V168H223ZM237 169H238V168H237ZM240 169H241V168H240ZM240 169H239V170H240ZM63 170H66V168H65V169L63 168ZM63 170H62L61 173H64V172H65V171H63ZM153 170H150V171H153ZM86 171H87V170H86ZM121 171H123V170H121ZM124 171H125V170H124ZM126 171H127L126 173H128V170H126ZM236 171H237V170H236ZM10 172H12V171H10ZM58 172H59L60 176H54V173H53V172H52V173H53L52 175H51V173H50V176H51V177H50L48 174H47V175H48L49 177L45 174V175L47 176V180H50V179H48V178H56V177L59 178V177H61L62 174L60 173V171H58ZM148 172H149V171H148ZM182 172H183V171H182ZM234 172H235V171H234ZM240 172H241V171H240ZM1 173H2V172H1ZM1 173H0V174H1ZM83 173H85V172H84V171H81V177L84 176V177L86 178L85 174H83ZM152 173H154V172H152ZM184 173H185V172H184ZM189 173H190V172H189ZM230 173H231V172H230ZM235 173H236V174H235ZM235 173H233V175L235 174L234 177H236V178H237V176L240 177V174H239L238 172H235ZM237 173H238L239 175H237ZM242 173H244V172L242 171ZM2 174L5 175L4 173H2ZM2 174H1V176H2ZM59 174L56 173L55 175H59ZM79 174H80V173H79ZM129 174H130V173H129ZM129 174H128V175H129ZM41 175H42V174H41ZM45 175H44V176L42 175V176L44 177V178H43V177L40 176V174H39L40 177L38 178V177H37V174H36V176H35V177H36V181H38V179H39L40 181H41L42 179H43V180L46 179V178H45ZM117 175H120V174H117ZM179 175H180V174H179ZM179 175H177V178H178ZM227 175H229V174H227ZM233 175H232V176H233ZM27 176L30 177L29 174H27ZM31 176H32V175H31ZM52 176H53V177H52ZM64 176H65V175H64ZM120 176H121V175H120ZM129 176H130V175H129ZM181 176H182V175H181ZM188 176H189V175H188ZM229 176H230V175H229ZM242 176H243V175H241V177H242ZM33 177H34V176H33ZM123 177H125V179H123L122 176H121V178H122L121 180H122V181L125 180L127 183H130V182L127 181V178H128V179H131V177H130V178H129L128 176L126 177L125 174H124ZM134 177H137V175H136V176H133V177H132V180H133ZM139 177H140V176H139ZM139 177H137V178H139ZM179 177H180V176H179ZM227 177H228V176H227ZM239 177H238V178H239ZM241 177H240V178H241ZM0 178H1V177H0ZM119 178H120V177L117 176L115 180H116V181H119ZM150 178H151V177H150ZM174 178H175V177H174ZM228 178H229V177H228ZM231 178H232V177H231ZM238 178H237V179H238ZM16 179L19 181V180H20V177H18V178L15 177V181H17ZM25 179H26V178H25ZM30 179H31V177H30ZM30 179L28 178V180H26V181H27L26 184H30V183H29V182L31 181ZM32 179H34V178H32ZM59 179H60V178H59ZM178 179H179V178H178ZM234 179H235V178H234ZM12 180H14V179H12ZM29 180H30V181H29ZM34 180H35V179H34ZM64 180H65V184H62V183H61V185H60V183H59V184L57 183L58 185H57V184H56V185L58 186V188L61 187V188L66 189V190H67L68 192H70V194H71V195H68V196H69V202H70V205H69V207L67 208L66 213H65V215L69 218V220H70V222H71V223H70L69 221H67L68 223H70L71 229H70V232H69V235H68V239H67L68 243H66V244H69V243H70L71 246H72L73 251H74L79 257L84 258V259L90 261L91 263H93V262L96 260L97 262H101V264H102V262H104V263L106 262V258H112V260H111L112 264H121V263H123V261H122L123 258H124V254H123V252L120 251L116 246H114V245H115L114 242H116L117 239H116V240H113L114 242L111 241V243H109V242L106 243V242H105V241H106L105 239H109V238H110L109 236H110V234H111V230H110L109 228H107V227H101V228H99V227L97 226L98 228H96V224H97V223H96V220L93 219L94 217H91V214H94V213H91V214L89 213L91 210L89 211V204H88V201H90V200H87V197H86V195H85V192H87L86 189H88V187H86V185H85L87 181H86L85 179H83V180L85 181V183L82 181V182H83V184H82V182L80 181V179H78L77 176H71L70 174H69V176H66V177L64 178ZM141 180H142V179H141ZM181 180H182L183 182L185 181V180L182 179V177H180L179 181H176V182H179V184H180L181 186H183V185L180 183ZM231 180H232V179H230V181H231ZM18 181H17V183H16V184H18L16 187L19 186ZM28 181H29V182H28ZM40 181H39V182H40ZM129 181H130V180H129ZM133 181H134V180H133ZM187 181H188V180H187ZM190 181H191V180H190ZM190 181H189V182H190ZM197 181H198V180H197ZM236 181H238V183H239V180H236ZM131 182H132V181H131ZM145 182H146V181H145ZM185 182H186V181H185ZM185 182L183 183V184H184V187L186 186V185H185L186 183H189V182H186V183H185ZM198 182H200V181H198ZM234 182H235V181H233L232 183L235 184ZM14 183H15V182H14ZM14 183H13V184H14ZM33 183H34V182H33ZM63 183H64V182H63ZM124 183H125V182H124ZM16 184H15V185H16ZM44 184H45V183H44ZM53 184H54V183H53ZM119 184H121V181H120ZM122 184H123V183H122ZM131 184H132V183H131ZM165 184H166V183H165ZM167 184H168V183H167ZM203 184L206 185L205 183H203ZM15 185H14V187H15ZM45 185H46V184H45ZM59 185H60V186H59ZM83 185H84V186H83ZM116 185H117V184H116ZM125 185H126V184H125ZM127 185H128V184H127ZM133 185H135V184L133 183L132 186H133ZM145 185H147V184H145ZM168 185L170 186V185H174V184H171V183H170V184H168ZM175 185H176V184H175ZM236 185H237V187H240V188H238V190L240 189V191H241V186H242V185L239 186V184H237V183H236ZM57 186L55 187V189H57ZM121 186H122V185H121ZM121 186H120V188H121ZM163 186H164V185H163ZM166 186H167V185H166ZM169 186H168V187H169ZM176 186H177V185H176ZM178 186H179V185H178ZM234 186H235V185H234ZM12 187H13V186H12ZM16 187H15V188H16ZM126 187H127V186H126ZM126 187H125V188H126ZM172 187H173V186H172ZM172 187H171V188H172ZM184 187H183V188L181 187L182 190L185 189ZM191 187H192V186H191ZM26 188H27V187H25V189H26ZM163 188L167 189L166 187H163ZM243 188H244V187H243ZM245 188H246V187H245ZM247 188H248V187H247ZM4 189H5V188H4ZM16 189H18V188H16ZM52 189H53V188H52ZM52 189H51V190H52ZM126 189H127V188H126ZM133 189H134V188H133ZM136 189H137V186H136L135 190H136ZM138 189H139V187H138ZM165 189H164V191H165ZM179 189H180V188H179ZM196 189H197V188H196ZM236 189H237V188H236ZM0 190H1V189H0ZM28 190H31V189L28 188ZM60 190H61V189H60ZM85 190H86V191H85ZM120 190H121V189H120ZM143 190H145V189H143ZM148 190H149V189H148ZM148 190H147V192H148ZM167 190H168V189H167ZM185 190H186V189H185ZM233 190H234V188H233ZM238 190H237V191H238ZM8 191H9V190H8ZM19 191H20V190H18V193H19V194H17L18 197H19L20 193L22 194V192H19ZM22 191H23V190H22ZM31 191H32V190H31ZM56 191H57V190H56ZM56 191H55V192H56ZM128 191H129V190H128ZM150 191H151V190H150ZM169 191H170L171 193H170V192H169V193L166 192V193H168V195H167L168 198H169V194H170V196H171V194H173V193H174V194H177V193H178L177 195H179L180 192H183V191H180V190H179L180 192L175 193L177 190H176V191L174 190V192H173V191H171L170 189H169ZM242 191H243V190H242ZM3 192H4V190H3ZM23 192H24V191H23ZM53 192H54V190H53ZM53 192H51L50 190H48V191H47V194H48V195H51ZM57 192H58V191H57ZM57 192H56V193H57ZM89 192H90V191H89ZM123 192H124V191H123ZM125 192H126V191H125ZM172 192H173V193H172ZM144 193H146V192H144ZM166 193H165V196H166ZM186 193H189V192H187V190H186V191H185V195H186ZM262 193H263V192H262ZM58 194H60V193H57L56 196H57ZM163 194H164V193H163ZM174 194L172 195V196H174V197H173V200H175V197H176V195H174ZM235 194H236V193H235ZM17 195H16V196H17ZM41 195H42V194H41ZM87 195H89V194H87ZM145 195H146V194H145ZM145 195H144V197H147V196H145ZM180 195H181V198H182V197L184 196V193H183V194H180ZM182 195H183V196H182ZM248 195H249V194H248ZM16 196H15V199H14V200H16V201H17V200H20V201H21V198L19 199V198H17ZM42 196H44V195H42ZM52 196H54V195L52 194L51 197H52ZM62 196H63V194H62ZM68 196H66V197L68 198ZM122 196H124V195H122ZM132 196H133V195H132ZM172 196H171L170 198H172ZM222 196H223V195H222ZM262 196H263V194H262ZM4 197H5V196H4ZM4 197H2V198H4ZM28 197H29V196H28ZM35 197H36V196H35ZM58 197H60V196H58ZM64 197H65V196H64ZM163 197H164V196H163ZM167 197H164L162 203H161L162 199H161V201H160V203L163 204V205H161V207H163L164 205L167 204V205H166L167 207L165 206V208H168V210L170 209L169 212H168V210L166 211V209L163 210V211H166V213H164L163 215H164V216L167 215L166 217H164V218L166 219V222H168V220H169V223H170V221H171L172 223H174V226L176 225V228H177V229H176V231L173 230L172 232H170V230H171V228H173V226H172V227H170V226H166V225L169 224V223H166L165 221H164V223H166L165 225H164V223H160V224H157L158 222L155 223V224H157V225H160V226H158V227H156L157 225H155V227L153 226V225H154V222H153V221H152L153 223H152V222H151V223H147V224H149V225L151 224V227L153 226V227L155 228L154 231H155L156 229L158 230L159 228H163V226H166V227H168V228L170 227L169 233H171V236L169 235V236H170L169 239H167V236H166V239H164L165 237H164L163 233H161V234H162V235H161V238H162V239L159 238L160 240L157 241V243L159 242L158 245L156 244L157 246H153V248L155 247L156 250H154L153 248H150V249L153 251V253L155 254V255H154V254L151 252V253H152L151 256H154L151 260H154V262L157 261V262H155V263H157V264H190L192 261H193L194 263L192 262L191 264H195L196 261H195V259H193V257H189V258H191V259H189L188 257H186V258L184 257L185 259L182 258V260L180 259V260L177 261V262H179V263H176L175 260L178 259L177 257H178L179 255H178L177 257H176V255H173V252H174L175 250L172 252L173 248H172L171 246H168V245H171V244H168V241H171V240H172L173 242H176V243L179 242V235H180V234L177 232L178 230H179V232H180V231H182V230L188 228V230H189L190 233H191V232H193L195 229L192 230V229L190 228V229H191V230H190L189 227L185 226L186 223H185V224L183 223L184 226H185V228L182 229V228L184 227L183 224L181 223L182 221H180V222L177 221V217H178V216L176 217L175 214H174V212L178 211V210L175 211L176 207H180L179 205H181V207H182L183 203H182V201L179 202V200H178L179 203H178V206H177V202H175V201H173V200H172V201L170 200L171 202H175L176 204L174 203V204H172V205H168V203H165V202L168 200ZM186 197H187V195H186L185 197H183V198L186 199ZM189 197H190V196H189ZM189 197H187V198L190 199ZM7 198H8V197H7ZM67 198H66V200H68ZM121 198H122V197H121ZM134 198H136V197H134ZM149 198H150V197H149ZM165 198H166V199H165ZM177 198H178V197H177ZM177 198H176V200H177ZM179 198H180V196H179ZM181 198H180V199H181ZM205 198H207V197H205ZM208 198H209V197H208ZM237 198H238V197H237ZM237 198H236V199H237ZM0 199H1V198H0ZM30 199H31V198L29 197V200H30ZM32 199H33V198H32ZM61 199H63V197H62ZM61 199L59 198L60 201H61ZM137 199H138V198H137ZM143 199H144V198H143ZM203 199H204V198H203ZM236 199L234 200L235 203H236ZM5 200H9V199H6V198H5ZM5 200H4V201H5ZM29 200H27V201H29ZM64 200H65V199H63L62 201H64ZM66 200H65V201H66ZM139 200H140V201H139ZM149 200H150V199H149ZM149 200H146V201H148V204H147V205H149ZM157 200H158V199H157ZM165 200H166V201H165ZM205 200H206V199H205ZM16 201H15V202H16ZM20 201H17V202L14 203L12 206H17V203H18V205H19ZM27 201L25 202L26 205H27ZM30 201H31V200H30ZM53 201H56V200H53ZM121 201H122V199H121ZM123 201H124V199H123ZM134 201H135V200H134ZM136 201H137V200H136ZM138 201H139L140 203H142V205H141ZM138 201H137L138 204L136 203V205L138 206L139 209H141V210L143 209V210H144V208L147 207V205H144V203H146V202H144L145 199H144L143 201H142V199H138ZM141 201H142V202H141ZM153 201H154V200H153ZM164 201H165V202H164ZM168 201H169V200H168ZM168 201H167V202H168ZM170 201H169V202H170ZM186 201H187V199H186ZM1 202H2V201H1ZM21 202H23V201H21ZM156 202H157V201H156ZM171 202H170V203H171ZM190 202H191V200H190ZM192 202H193V201H192ZM210 202H211V201H210ZM10 203L12 204L11 199H10ZM31 203H32V202H31ZM64 203H65V202H64ZM64 203H63V204H64ZM93 203H94V202H93ZM96 203H97V202H96ZM124 203H125V202H124ZM129 203H130V202H129ZM158 203H159V202H158ZM160 203H159V206L157 207V210L161 208V207H160ZM170 203H169V204H170ZM180 203H181V204H180ZM197 203H198V202H197ZM201 203H202V202H201ZM204 203H205V202H204ZM126 204H127V203H126ZM134 204H135V202H134ZM139 204H140V206H139ZM150 204H151V203H150ZM187 204H190L189 201L187 202ZM187 204L185 203V206H186ZM192 204H193V203H192ZM195 204H196V203H195ZM0 205H1V204H0ZM61 205H62V204H61ZM91 205H94V204L91 203ZM155 205H156V204H155ZM210 205H211V204H210ZM250 205H251V204H250ZM19 206H20V205H19ZM35 206H36V205H35ZM127 206H128V205H127ZM150 206L152 207V205H150ZM168 206H169V207H168ZM170 206H171L172 208H173V206H174V208H175L174 211L172 210V208H171ZM185 206H184V207H185ZM187 206H188V205H187ZM187 206L185 207V209L187 208ZM207 206H209V204H208ZM27 207H28L27 209L29 210V209H30L29 206H27ZM33 207H34V206H33ZM44 207H45V206H44ZM54 207H56V204H55ZM57 207L60 209L61 206H57ZM57 207H56V208H57ZM125 207H126V206H125ZM143 207H144V208H143ZM151 207H149L148 209H150ZM159 207H160V208H159ZM190 207H191V206H190ZM197 207H198V209H196L195 206H194V209H195V210L193 209V211H196V212H197V211H200V210H199L200 206H197ZM16 208H17V207H15V209H16ZM18 208H19V207H18ZM51 208H52V207H51ZM56 208H55V210H56ZM61 208H62V207H61ZM135 208H136V206H135ZM188 208H189V207H188ZM203 208H204V207H203ZM203 208H202V211H201L202 214H203V210H204ZM12 209H13V208H12ZM15 209H14V210H15ZM36 209H37V207H36ZM59 209H58L57 211L60 212L61 210H59ZM65 209H66V208H65ZM129 209H130V208H129ZM148 209L146 208L147 213L150 212V211L148 212ZM162 209H163V208H161L160 211H161ZM3 210H4V209H3ZM6 210H8V208H7ZM6 210H5V211H6ZM10 210H11V209H10ZM14 210H13V211H14ZM21 210H23V209H21ZM21 210H19V211H21ZM31 210H32V207H31ZM31 210H30V211H31ZM50 210H51V209H50ZM52 210H53V209H52ZM63 210H64V208H63ZM63 210H62V212H63ZM141 210H140V211H141ZM143 210H142V211H143ZM152 210L155 211L154 208L151 209V211H152ZM181 210H182V208H181ZM186 210H187V209H186ZM41 211H44V210H41ZM47 211H48V210H47ZM132 211H133V209H132ZM138 211H139V210H138ZM138 211H136V212H138ZM153 211H152V212H153ZM163 211H162V212H163ZM17 212H18V211H17ZM17 212H15V213H17ZM34 212H35V211H34ZM36 212H37V211H36ZM45 212H46V211H45ZM64 212H65V211H64ZM92 212H93V211H92ZM128 212H129V210H128ZM143 212H146V211L144 210ZM162 212H160V214H161ZM196 212H195V213H196ZM21 213H22V211H21ZM23 213H24V212H23ZM25 213H26V212H25ZM30 213H31L30 216H32V212H30ZM46 213H47V212H46ZM130 213H131V212H130ZM134 213H135V212H134ZM138 213H140V212H138ZM154 213H155V212H154ZM154 213H152V214H154ZM183 213H184V212H183ZM201 213H200V214H201ZM7 214H9V213H7ZM19 214H20V213H19ZM142 214L144 215V213H142ZM142 214H141V216H142ZM158 214H159V213H158ZM158 214H157V215H158ZM188 214H189V212H188ZM202 214H201V215H202ZM15 215H16V214H15ZM23 215H24V214H23ZM23 215H22V216H23ZM148 215H149V214H148ZM7 216H8V215H7ZM16 216H19V215H16ZM28 216H29V215H28ZM28 216H27V217H28ZM139 216H140V214L138 215V217H139ZM158 216H159V215H158ZM217 216H218V215H217ZM64 217H65V216H64ZM95 217H96V215H95ZM124 217H125V216H124ZM127 217H128V216H127ZM136 217H137V216H135V219H138V217H137V218H136ZM144 217H145V216H144ZM184 217L186 218L185 213H184ZM184 217H183V218H184ZM204 217H205V218H203V219H205V220L208 219V217H207V218H206V216H204ZM16 218H17V217H16ZM20 218H22V217H20ZM96 218H98V216H97ZM112 218H113V217H112ZM142 218H143V217H142ZM142 218H141V219H142ZM146 218H147V217H146ZM148 218H149V216H148ZM151 218H152V217L150 216V219H149V220H153V219H151ZM162 218H163V217H162ZM215 218H216V216L214 217V219H215ZM9 219H10V218H9ZM18 219H19V218H18ZM18 219H17V220H18ZM101 219H103V218H101ZM106 219H107V218H106ZM106 219H105V220H106ZM108 219H109V218H108ZM123 219L126 221L127 218H126V219L123 218ZM143 219H145V218H143ZM165 219H163V220H165ZM178 219H179V218H178ZM17 220H15V221H17ZM20 220H23L22 222H25L24 219H20ZM20 220H19V221H20ZM99 220H100V219H99ZM103 220H104V219H103ZM130 220H131V218H130L128 221H130ZM138 220H139V219H138ZM145 220H146V219H145ZM160 220H161V219H160ZM179 220H180V219H179ZM208 220H210V219H208ZM8 221H9V220H8ZM13 221H14V220H13ZM26 221H27V220H26ZM112 221H113V220H112ZM128 221H127V223H128ZM154 221H155V220H154ZM201 221H202V220H201ZM212 221H213V219H212ZM215 221H216V220H215ZM46 222H47V221H46ZM54 222L56 223V221H54ZM62 222H63V221H62ZM105 222H106V221H105ZM107 222H109V220H108ZM122 222H123V221H122ZM133 222H134V221H133ZM133 222H131V224H132ZM136 222H137V221H136ZM140 222H142V221H140ZM147 222H148V221H147ZM149 222H150V221H149ZM155 222H156V221H155ZM161 222H162V221H161ZM12 223H13V222H12ZM18 223H19V222H18ZM41 223H42V222H41ZM44 223H45V221H44ZM125 223H126V222H125ZM145 223H146V222H145ZM205 223H207V222L205 221ZM27 224H28V223H27ZM30 224H31V223H30ZM49 224H50V223H49ZM49 224H48V227H49V228H50V225H52V227H56V229L58 228L57 226H58L59 224L61 225V223H59V224L57 223V224H58L57 226H56L54 223H53V224L51 223L50 225H49ZM134 224H136V226H137L138 223H134ZM152 224H153V225H152ZM207 224H208V223H207ZM210 224H211V223H209V225H210ZM12 225H13V224H12ZM46 225H47V223H46ZM60 225H59V226H60ZM144 225H145V224H144ZM149 225H148V226H149ZM172 225H173V224H172ZM209 225H208V227H207V225H206V227L208 228V230L211 228V225H210V228H209ZM21 226H22V225H21ZM23 226H24V225H23ZM67 226H68V225H67ZM67 226H65V228H66ZM70 226H69V227H70ZM100 226H101V225H100ZM127 226H128V225H127ZM139 226L141 227L142 224L139 225ZM139 226H137V227H139ZM239 226H240V225H239ZM69 227H68V228H69ZM129 227H130V226H129ZM129 227H128V228H129ZM131 227H132V226H131ZM131 227H130V228H131ZM133 227H135V226H133ZM137 227H136V228H137ZM140 227H139V228H140ZM149 227H150V226H149ZM149 227H148V228H149ZM186 227H187V228H186ZM113 228H115V227H113ZM136 228H134V229L136 230ZM139 228H137V230H139ZM141 228H144V227H141ZM146 228H147V226H146ZM223 228H224V227H223ZM21 229H22V228L20 227V228H19V231H20ZM60 229H61V227L58 228L59 231H58V230H56V231H57V232H60ZM124 229H125V228H123V230H124ZM134 229H132V230H134ZM149 229L151 230L152 228H149ZM24 230H25V229H24ZM26 230H27V229H26ZM50 230H52V229L50 228ZM50 230H49V231H50ZM132 230H131V231H132ZM147 230H148V229H147ZM157 230H156V231H157ZM160 230H163V232H164V231H165V227H164L163 229H159V233L162 232V231H160ZM21 231H22V232H25V231H23V229H22ZM95 231H98V232H96V234L98 233L97 235H96V234H92V233H94ZM142 231H143V230H142ZM142 231H141V232H142ZM154 231H153V232H154ZM166 231H168L167 228H166ZM166 231H165V232H166ZM195 231H197V230H195ZM195 231H194V232H195ZM51 232H53V231H51ZM124 232H125V231H124ZM137 232H138V231H137ZM198 232H199V231H198ZM198 232H197V233H198ZM203 232H204V231H202V234L200 233V235H201V236H199L200 238H201V237H204V236H202V235H204ZM206 232H207V231H206ZM206 232H205V236H206L207 234H209L210 230H209V232H207V234H206ZM214 232H216V234L219 233V232L217 233V231H215V230H214ZM214 232H213V228H212V232H211V234H213ZM18 233H19V232H18ZM20 233H21V232H20ZM29 233H30V232H29ZM55 233H56V232H55ZM126 233H127V232H126ZM131 233H132V232H131ZM155 233H156V232H155ZM157 233H158V231H157ZM157 233H156V234H157ZM169 233H168V234H169ZM176 233H177V234H176ZM180 233H182V232H180ZM190 233H189V234H190ZM31 234H32V233H31ZM56 234H57V233H56ZM56 234H55V235H56ZM133 234H134V233H133ZM135 234H136V233H135ZM135 234H134V235H135ZM137 234H139V233H137ZM152 234H153V233H152ZM165 234H166V233H165ZM178 234H179V235H178ZM184 234H185V233H184ZM214 234H215V233H214ZM222 234H225V231H224L223 233L220 234V237L222 238L223 241H224V240L226 241L227 238L230 240L229 237H232V236H230V235H227V236H226V234H225V235H222ZM22 235L24 236V233H23ZM29 235H30V234H29ZM52 235H53V234H52ZM157 235H158V234H157ZM166 235H167V234H166ZM198 235H199V234H198ZM198 235H197V236H198ZM23 236L20 237V238H23ZM48 236H49V235H48ZM48 236H47V237H48ZM53 236H54V235H53ZM57 236H59V235L57 234ZM162 236H163L164 238H163ZM176 236H177L178 238H177ZM207 236H208V237H211V236H209V235H207ZM207 236H206V237H207ZM223 236H224V238H223ZM225 236H226L227 238H225ZM64 237H65V236H64ZM113 237H115V236H113ZM130 237H131V236H130ZM130 237H129V238H130ZM159 237H160V235H159ZM175 237H176V240L178 239V241H174V240H175ZM208 237H207V238H208ZM218 237H219V235H218ZM51 238H52V241H54L52 236H50V238H48V239L51 240ZM56 238H57V237L55 236L54 239H56ZM60 238H61V237H60ZM115 238H116V237H115ZM133 238H134V237H133ZM138 238H139V240L142 239V238H140V236H139ZM138 238H137V239L134 238V241H135V240H138ZM143 238H144V239H142V240H144V241L140 240V241H142V243H143V242H146V241H145V240H146L145 236H144ZM194 238H195V237H194ZM61 239H62V238H61ZM64 239H66V238H64ZM64 239H63V240H64ZM130 239H131V238H130ZM148 239L150 240V239H152V238H148ZM197 239H198V237H197ZM197 239H196V240H197ZM208 239H209V240H210V239L212 240V238H208ZM208 239H206V240H204V241L206 242V241H208ZM232 239H233V238H232ZM56 240H60V239H56ZM127 240H128V239H127ZM139 240H138V242H139ZM153 240H154V239H153ZM153 240H151V241H153ZM157 240H158V238H157ZM191 240H192V239H191ZM191 240H190V241H191ZM201 240H202V239H199L200 242H201ZM233 240H235V239H233ZM233 240H232V241H233ZM236 240H237V239H236ZM11 241H12V240H11ZM44 241L46 242L47 240L44 238ZM64 241H65V240H64ZM107 241H108V240H107ZM154 241H156V240H154ZM192 241H193V240H192ZM199 241H198V242H199ZM225 241H224V242H225ZM227 241H228V240H227ZM230 241H231V240H230ZM8 242H9V241H8ZM13 242H14V244H16V241H13ZM13 242H12V243H11V242H9V243L6 242V244H11V245H12ZM48 242H49V241H48ZM136 242H137V241H135V243H136ZM138 242H137V243H138ZM173 242H170V243L173 244ZM187 242H188V240H187ZM193 242H194V241H193ZM200 242H199V244H200ZM212 242H214V241L212 240L210 243H208V244L206 243V245L209 246V244H211ZM42 243H43V242H42ZM64 243H65V242H64ZM140 243H141V242H140ZM147 243H148V240H147ZM152 243H153V242H152ZM184 243H185V242H184ZM203 243H204V242H203ZM203 243H202V244H203ZM17 244L19 245V243H17ZM20 244H21V243H20ZM38 244H39V243H38ZM66 244H65V245H66ZM116 244H117V243H116ZM122 244H123V243H122ZM138 244H139V243H138ZM143 244H144V243H143ZM150 244H151V243H148V246L151 247ZM181 244H182V243H181ZM193 244H194V243H193ZM195 244H196V243H195ZM215 244H216V243L212 244V246L214 247ZM221 244H222V243H221ZM4 245H5V244H4ZM11 245H10V246H11ZM134 245H135V244H134ZM153 245H155V244H153ZM173 245H174V244H173ZM173 245H172V246H173ZM175 245H177V244H175ZM204 245H205V244H204ZM218 245H219V244H218ZM1 246H2V245H1ZM10 246L7 247V248H10ZM13 246H14L13 248H15L16 245H13ZM19 246H20V245H19ZM19 246H18V247L16 246V247H17L16 250H18L17 252H19V249H18ZM49 246H50V245H49ZM49 246H48V247H49ZM123 246H124V244H123ZM139 246L141 247V245H138V247H139ZM142 246H143V245H142ZM144 246H147V245H144ZM144 246L141 247V248H142L141 251H143ZM167 246H168L169 248L171 247L170 249H172V250H170L169 248H167ZM181 246H182V245H181ZM199 246H200V245H199ZM210 246H211V245H210ZM2 247H3V246H2ZM2 247H0V249H1ZM5 247H6V246H5ZM5 247H4V248H5ZM20 247H21V249L23 248L22 246H20ZM31 247H32V246H31ZM140 247H139V248H140ZM156 247H157V248H156ZM165 247H166V248H165ZM173 247H174V246H173ZM202 247H204V246H202ZM213 247H210V248L213 250V249L215 248V247H214V248H213ZM216 247H217V246H216ZM4 248L1 249V250H2V251H1L2 254H4V253H3ZM7 248H6V249H7ZM11 248H12V246H11ZM13 248H12V249H13ZM25 248H26V247H25ZM43 248H44V247H43ZM133 248H134V247H133ZM136 248H137V247H136ZM141 248H140V249H141ZM174 248H175V247H174ZM204 248H205V247H204ZM206 248H207V247H206ZM221 248L223 249V247H221ZM224 248H225V247H224ZM12 249H11L10 251H12ZM21 249H20V251H22ZM33 249H34V248H33ZM48 249H49V248H48ZM137 249H138V248H137ZM144 249H146V248H144ZM168 249L171 251L170 253H169V250H168ZM208 249H209V248H208ZM222 249H221V250H222ZM13 250H14V249H13ZM44 250H45V249H44ZM134 250H135V249H134ZM134 250H132L131 252H133ZM148 250H149V248H148ZM151 250H150V251H151ZM176 250H177V249H176ZM179 250H180V249H179ZM181 250H182V249H181ZM181 250H180V252H181ZM190 250H191V249H190ZM209 250H210V249H209ZM215 250H216V248L214 249V252H215ZM233 250H235V248H234ZM239 250H240V249H239ZM239 250H238V252H239ZM241 250H242V249H241ZM255 250H257V249H255ZM5 251L8 252V250H5ZM135 251H136V250H135ZM138 251H140V250L138 249ZM138 251H137V252H138ZM154 251H155V252H154ZM167 251H168V252H167ZM216 251H219V250L217 249ZM223 251H225V249H224ZM32 252H33V251H32ZM145 252H146V251H145ZM148 252H149V251H148ZM165 252H167V253L165 254ZM175 252H176V251H175ZM175 252H174V253H175ZM190 252H191V251H189V253H190ZM201 252H202V251H201ZM229 252H230V251H229ZM8 253H9V252H8ZM14 253H15V252H14ZM20 253H21V252H20ZM20 253H19V254H20ZM135 253H136V252H135ZM171 253H172V254H171ZM183 253H184V252H183ZM183 253H182V254H183ZM197 253H198V251H197ZM212 253H213V251H212ZM2 254H0V255L2 256ZM12 254H13V253H12ZM34 254H35V253H34ZM142 254H143V252H142ZM148 254H149V253H148ZM180 254H181V253H180ZM217 254H218V253H217ZM220 254H221V253H220ZM224 254L227 256L228 252H227V254L224 252ZM14 255H15V256H16V255L18 256V253H17V254H14ZM134 255H136V254H134ZM139 255H140V253H139ZM144 255H145V253H144ZM164 255H165V256L168 255L167 258H165ZM183 255H184V254H183ZM225 255H223V257H226ZM235 255H236V257H237V255H239V253H238V254H235ZM1 256H0V257H1ZM5 256H6V254H5ZM9 256H10V255H9ZM15 256L13 257L14 260H15V258L17 257V256L15 257ZM21 256H23V255H21ZM28 256H29V255H28ZM140 256H141V255H140ZM147 256H148V255H147ZM149 256H150V255H149ZM151 256H150V258H151ZM188 256H191V255L188 254ZM62 257H63V256H62ZM10 258H11V256H10ZM27 258H28V257H27ZM176 258H177V259H176ZM2 259H3V258H2ZM22 259H23V258H22ZM35 259H36V257H35ZM62 259H63V258H62ZM145 259H146V258H145ZM188 259H189V260H192V259H193V260H192V261H189ZM204 259H205V258H204ZM223 259H224V258H223ZM223 259H222V260H223ZM225 259H226V258H225ZM4 260H5V259H4ZM7 260H8V259H7ZM16 260H17V258H16ZM27 260H28V259H27ZM27 260H26V261H27ZM55 260H56V259H55ZM63 260H64V259H63ZM133 260H135V259H133ZM139 260H140V259H139ZM147 260H148V259H147ZM222 260H221V261H222ZM1 261H2V260H1ZM1 261H0V262H1ZM11 261H12V260H11ZM33 261H35V260H33ZM36 261H37V259H36ZM40 261H41V260H40ZM51 261H52V260H51ZM180 261H181V262H180ZM197 261H198V258H197ZM202 261H203V260H202ZM202 261H201V263H202ZM219 261H220V260H219ZM52 262H53V261H52ZM124 262H125V261H124ZM132 262H133V261H132ZM154 262H153V264H154ZM222 262H223V261H222ZM237 262L239 263L238 259H237ZM12 263H14V262H12ZM35 263H36V262H35ZM56 263H57V262H56ZM81 263H82V262H81ZM139 263H140V262H139ZM147 263H148V262H147ZM150 263H151V262H150ZM201 263L198 262V264H201ZM213 263H214V262H213ZM219 263H220V262H219ZM227 263H228V262H227ZM227 263H226V264H227ZM231 263H232V262H231ZM40 264H41V263H40ZM53 264H54V263H53ZM109 264H110V263H109ZM125 264H126V263H125ZM128 264H129V263H128ZM148 264H149V263H148ZM151 264H152V263H151ZM196 264H197V263H196ZM202 264H203V263H202ZM204 264H205V262H204ZM208 264H209V263H208ZM217 264H218V263H217ZM223 264H224V263H223ZM228 264H229V263H228Z\"/></svg>", "mask_w": 264, "mask_h": 264}, {"label": "snow or ice", "instance_id": "6c2138e0", "mask_svg": "<svg viewBox=\"0 0 264 264\" xmlns=\"http://www.w3.org/2000/svg\"><path fill=\"white\" fill-rule=\"evenodd\" d=\"M248 8L255 10L256 8H259L261 13L264 14V0H260V3L257 4H249L247 5Z\"/></svg>", "mask_w": 264, "mask_h": 264}]
</instances>
